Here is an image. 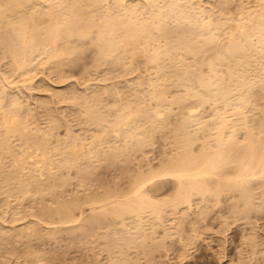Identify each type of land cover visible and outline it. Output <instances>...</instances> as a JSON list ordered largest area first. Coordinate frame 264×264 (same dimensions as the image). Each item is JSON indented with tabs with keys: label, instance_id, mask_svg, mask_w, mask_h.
I'll use <instances>...</instances> for the list:
<instances>
[{
	"label": "rangeland",
	"instance_id": "obj_1",
	"mask_svg": "<svg viewBox=\"0 0 264 264\" xmlns=\"http://www.w3.org/2000/svg\"><path fill=\"white\" fill-rule=\"evenodd\" d=\"M4 1L7 2V0H3L1 2L4 4ZM51 1L52 0H48V1H46V0H43V1L42 0H39L38 1V4H37V0H36V2H35V0L34 1L31 0L30 5L33 4V6L32 5L31 6L29 5L32 8H29L28 11H27V9H28L29 6L28 7L25 6L24 7L25 9H22L23 7L21 9L18 8L19 11L21 10L23 12H19L17 10L18 12H16V13H15V11H14V13L12 12L13 15L11 14V10H9L11 15H9V13H7L9 11H7V10H6L7 12L6 11H3L4 14H5L4 15L5 18L7 17L6 15H8V19L5 20L4 18L1 17L6 22L3 21V23H2L0 21L1 22L0 23V28H1L0 29V37H1L0 38V41H1L0 42V78H1L0 79V84H1V86L0 87L2 88V89L0 88V92H1L0 93V98H1L0 99L1 100L0 101V106H1V108H0V117H1L0 118V121L1 122L4 121V119H3L2 116L3 115L5 116V113L3 114V112L8 111L7 108H10L8 112H11V114L13 113V116L15 114V116L13 118H15L16 116H18V119L17 120L15 118L18 127H13L15 124L10 127L12 129L10 132L13 131V128L18 129V131H15L16 134H15V132H14V134H13V132L10 133L9 132L10 129L7 128V127L6 128L9 129V130H7L6 128L4 129L3 128L4 127V123L2 125V123L0 122L1 123L0 124V139L1 140L4 139L3 141L0 140V142H1L0 143V146H1L0 147V159H1L0 160V170L2 169V167L4 168V169H2L3 171L1 170L2 173L0 171V173H1V175H0V239H1L0 240V264H62V262H63V264H84V263L85 264H132V263L133 264H264V174L263 175H259L257 177H252V178H250L251 176L249 177L250 181L252 182V183L249 182V183H251L250 184V188L251 189L254 188V191L252 190V192L256 194V195L255 194L254 195L257 198L255 199V197H253V199H255V200H253L251 198L248 201L245 200V199H244L245 201L243 199H240L242 197L240 195L241 193H239V192H236V191H233L232 190L233 191V194H234L233 195L232 194V191L225 190L226 192L225 191L224 192L222 191V193H219V196L216 195L217 197H215L214 194H218V193H216V192L214 193L213 191H211L212 192L211 194H209L210 191L202 192V193H199L200 192L199 191L198 193L200 195L199 194L197 195V193L195 195V192H197V191H195V192L192 191V192H194V193H192V195H193L192 196V199H190V197H189V199L186 202V200H184V201L183 200H179L180 198L175 194L177 191L174 190V187H175L176 183H174L175 181L173 180V177H171V176H168V177L165 176L164 177V176H161V175L160 176L162 178L159 177V174L162 173V170L165 171L169 167L170 164L168 165V163L171 162L174 159L175 155H177V153L179 154L181 152V150H183L182 147L183 146L185 147L189 143L190 144L188 146H190L193 143V145H191V147L192 146L193 147L192 148L190 147L191 149H189V151L190 150L192 151V152L190 151L192 153V155H198V156L201 155L202 154L201 152H203L204 150H205L204 152H206L207 150L210 151L211 154H213V155L216 153V150L220 149L221 147H222V149H220V151L221 150L224 151L223 150L224 147L222 145L223 143H227V144L229 143V144H231V142H234L235 141L233 144L236 145L235 146V149H236V147L238 148L239 145H240L239 142L242 143L241 145H243L246 142V140H244V139L247 138L248 135H246L244 133H247L248 130L250 129L249 127H251V126H252V128H251L252 130H253V127H254V129H255V127L256 128H259L260 127L259 128L260 131L258 129H255V130H253L254 131L253 133L255 134V131L256 130H257V132L259 131L258 133L256 132V135L255 136H257V137H255V136L254 137L258 139L259 138L258 137L259 134H261V139H262V137H263V134L262 133H264V126H263L264 123L261 122V121H264L263 120L264 114L262 115L261 112L264 111V109L262 108L263 105H264V103H263L264 102V99H261L263 101L262 102L261 100H259V98L257 96L260 95L261 91L264 94V92H263L264 91V87L262 86V85H264V83H263L264 82V80H263L264 79V65H263V63H264V48H263V46H262L263 49H261V47H259V48L256 47V46H259L257 44L258 43V40H255L257 37L256 36H255L256 38L252 37V40L253 41L254 40L257 41L256 42V45H255V43L252 42L253 43V47L256 48V51H257V48L258 49H261V51H260L261 54L260 55L258 54V57H257L256 56L257 55L256 52L252 51L253 47H252L251 50L249 49L251 52H253V54L255 53L254 54L255 57H252L253 56V55H251L252 53H250V51L248 50V52L250 54L249 55L250 56L249 59H251V58H253V59H252L251 62L249 60L246 61V62H250L249 64L245 63L243 66H240V68L243 67L242 70L239 69V67H238V69H239L238 70V69H236L237 67L235 68L233 66V64H229L231 62L227 58H226V61H225L227 63V64L225 63L227 66L226 65H223V62H224L223 60H222L223 62L221 64L219 63V60L217 61V56H218V58H219L220 55L223 56V53L225 51L224 50L225 45L227 43H229V41L231 40L230 38H232V36L231 37L229 36L231 34L230 32H232L234 34H236L235 32L238 33V30L236 29L237 27H235V26L238 25L239 22H240L237 19L238 15H239L238 12L241 11V10L244 11L241 7H245V9H247V10H249L250 8L252 9L257 4V1L259 2L260 0H242L241 1V2H243V5L242 6H241V2L240 1H239L240 3H238L237 0H230V1L228 0L229 3H230L229 11H230V8L232 10V12H231L232 14H230V15H232V18L233 19L231 18L230 15H228V14L225 15V13L223 14V16H225V17H221L222 14L220 13V7L225 4V1L216 0L217 1L216 4L214 3V5H213L212 2H215V0L212 1V2H211V0H199V1L198 0H195L196 2L194 0H192V2L194 4L196 3L195 5H197L196 6V9H197V7H200V6L203 7L204 6L203 8H206V10L209 8V10H212L213 9V11H214V8H215L214 15H213V12L210 11V13L213 16H211V14L209 16H211L210 18H213L214 17L215 20L212 19V22L215 21V22H213V24L216 23V24L219 25V27H222V28L224 27L223 29L222 28L219 29L218 25L217 26H214L213 24H210V26L212 25V26L216 27V30L218 28L219 31L218 30L216 31L215 28H213L211 26L212 29L210 28L209 30L212 31V33L209 34L208 33L209 31L208 32L206 31L208 29H206V30H204L205 32H203V33L200 32L199 33L200 34L198 36L199 39L196 38L197 35L195 33H196V30L197 29H200L201 27L199 26L198 28H196V30H195V27H197V25H199V23H201L202 21L197 19L198 15H199V14H197L199 12L196 13L197 10H195V14L192 17L193 10L195 8H193V9L191 8V5L190 4H193L192 2H190V3L187 4V2H189L190 0H187V2L184 1V0L182 2V0H181V3L179 2L180 1L179 0L178 3H180V6H178L179 4L177 3V0H176L177 8L180 7V10H182L183 8H185L184 6H188L189 9L187 7L186 9H183V10H185V11L186 10H192V14L190 13L191 11H186V13L188 12L187 15L184 14V15L187 16V18H189L188 21H187V19H185L186 16H185V18L183 17L184 19L182 18V16H181L182 15V12H180V10H179V12H180L181 15L179 14V12L174 11V9L177 10L176 6L175 7H169L170 4H167V3L171 2L172 0L171 1L170 0H165V1H167V3L164 2V1H162V0L158 1V3L156 1L155 7H154L155 8L154 11L157 10L156 9V5L157 4H160L162 2L163 4L161 3V5L163 7H160L161 9L160 8H158V9L161 10V11L163 10V13L165 12L164 10H166L167 13L166 14L164 13V15L162 13V16L164 17L165 15H168V17L165 16L164 18H165V20H168V19L170 20V21L168 20V21L165 22L164 19H162L163 21L160 19L161 24H162V22H165L166 23V26L168 25L171 28H174L175 27L174 25H176L177 27H178V25H180V28L179 29H181V31H183L185 28L186 29L189 28V26H190L189 30L190 29H192V31L194 30L193 32H194V34L196 36L193 33H191V32H190L191 35H189V34L188 35H189V37L195 36V38L194 37L193 38L191 37V38H192V40L193 39H196V40L198 39V41L194 40V41H196V43L199 42V41H203V39L200 40L201 38H203V37L200 38V36L202 34L205 33L203 36L207 35V33L209 34V35H207L208 37L207 36L204 37L205 40L207 38L209 39V37H210L209 42L207 44H204L205 45L204 47L201 46V43H200V47L198 45V50L199 51L197 50V53L195 52L196 55H194L195 53L193 54V56H192L193 58L191 57L192 54H187L186 53V55L185 54L184 55H181V57L182 56L184 57L183 60L184 61L186 60L185 61L186 63L184 62V64H183L181 62V61H183L182 60L183 57L182 58L181 57L180 58L178 57L179 58L178 59L179 62L176 60V58H177L176 57L177 56L176 54H178L179 52H181L180 50L177 53H175V55H174V58L176 60V62H175V60H174V62L176 64H178V65H175V66L176 67L179 66V63H182V65H183V66L180 65L177 68L182 69L181 67H183V69H184L185 67L191 66V67H193V69H195V70L197 69V71H198L197 74L200 73V78L201 79L203 78L202 79L203 81L204 80L207 81L209 79L211 81V78L213 80L214 79L213 77H217L218 76V73H219V75L223 74V75H221V77L222 76L224 77V78H222L223 80L222 79H217L219 81V82H217V80L215 78L214 80H216V82L213 80L214 83H216L217 86H218L220 84V81H221V84L220 85H222V84L225 85L223 87H227V85H229V86L232 85L230 87L232 89L229 88V90H231V92L228 89H226V88L224 90L223 87L219 85L220 86L219 88L222 87L221 89L224 90V92H222V93H224L225 95L227 94V93H225V92H227L226 90H228L229 94L227 95L228 97L226 98V96H224V94L223 95L222 94H219L218 95V93H220L219 90H221V89L218 90L217 94L216 93H213V90L215 92L214 86L216 84L214 85V83L211 82V84H210L211 86H209V88L212 89V90L210 89L212 91V93H211L212 96L209 95L210 97L206 100V102H205V100H203V97H207V95H206L207 92H205V93L203 92L206 96L205 95L204 96L202 95V96L199 97V95L198 96L195 95L196 93L197 94H200V93H198L199 91H204V90H202V88L200 89V86H197L199 84L196 85V83H194L197 79L194 80L193 83L195 85L192 84L193 87L191 85H189L190 86V90L189 89L184 90V87L185 86H188V84H185L184 85V83H183V86H182L181 83H180V85L183 87L182 88L179 85V83H178V85L180 87L177 85V82L178 81L175 82V80H174L175 83L172 82L173 80L170 81V83H169V84H171V82H172L173 84H171V85H173V86L167 85V83H168L167 79L168 80L171 79L169 75H171L172 72L171 73H168L169 75H167V77H165L164 75L167 74L166 71L169 70V72H170V70H172V71L174 70L173 65L175 63H171V65H170L169 58L166 57L168 55H165V54L168 53V52L174 54V52H172V50H170V49L167 50L165 48H163L161 50L159 49L160 50L159 51L160 52V57H158V59H157L158 60V63L160 64V61L162 63V61L166 59L165 61H163L165 64L162 63L161 66H159V68H158V66L156 64L155 65H152L151 62H149V63H151L150 66H147V68H145L146 67L145 65L146 64L148 65L149 63H147L148 62L147 61L148 59L146 60L147 62L145 60H143V59H145V57L142 58L143 54H140L139 55V56L142 55L141 56L142 59L139 58V56L138 57L137 56H133L134 57V58L132 57V59L134 61L133 62L134 64H133V63H131L132 60L129 59L132 56L131 53L129 51H122V52H120L121 50L118 52V53H121L122 54V55L119 54V58L121 59L123 56H125L127 54L128 55V60L130 61V63L127 60H126L127 62L126 61L120 62V59H119L117 61L119 63L116 62V64H112V61H110V60L104 61L99 56L101 54V51H99L98 49H97L98 51L97 50H94L95 49V46L93 44H91L93 41H95V40L92 41V39H94L95 36L98 35V34L96 35V32L98 30V28L96 29V27H94V29H96V30H94V29L91 30V33L93 31H95L94 32L95 34L94 33L90 34L89 38H91V39H89L87 37V39L82 40V43L85 44L84 47H83L82 43L79 44V42H81V41H79L78 44L76 43L74 45V42L77 41V39H78L77 36H76L77 39L75 38V35H74V38H75L74 40L75 41L73 40V36H71L70 37L71 39L69 38V40H67V39L63 40L65 44L68 41H71V40H72V42L74 41L73 43L72 42L71 43L68 42L70 44L67 45V46L70 47L71 44H72L71 47H73V45H74L75 47H73V48L75 49V51L77 50V47L79 48L78 49V52L76 51L78 54L77 55L75 54L74 57H76L78 55L80 56L81 55L80 54L81 52H82V54H84V55H82L83 57L80 56V58H79V56H78V60L80 62H78V60H75V64L76 65L73 63V61H71L72 64H74L75 67L72 64H70L71 62L68 61V63L71 65V67H70V65L67 63V61L66 62L64 61V63H63L62 61H60V59H58V60L57 59L56 60L55 59H53V60L51 59L53 62L56 61L55 64L51 60H48V59L47 60L49 62L47 60L45 61V59L47 58L46 56H49L48 55L49 52H47L49 49L47 50L44 47L46 49L44 51V50H42L41 45H40V47L38 46V48H36V46H37L36 45V41L38 39L40 41L39 35L41 33L43 35H45V32H44L45 27H43V26H45V24L47 26V24H48V22H46L47 21V18L44 17V16H46L45 13H44L45 10H46L45 9V6H47V8H48L50 6ZM58 1L59 0L56 1L57 2L58 9H56L57 7H55L56 4L54 6V2L51 3L55 7L54 8L52 6L54 8L53 11H55V9L57 11L58 10L61 11V9H62V11H65L64 10L65 7L67 9L68 6H69V3H67V2H69L70 0L66 1V4L68 6H65L64 5L65 3L63 4L65 7L63 5H61V1L60 2H58ZM72 1L73 0L70 1L71 2L70 3V6L72 5ZM87 1L90 2V0H87ZM87 1L85 0V2H87ZM100 1H102V2H100ZM100 1L97 0L98 3H95L93 1L94 3L90 2L89 4L88 3L83 4L84 1L81 0V2H82L81 3V6L84 5L83 7H85L88 4L87 7H89V8H87V7H85V8L86 9H89V10L91 9L90 11H93L94 10V12L92 14L94 16V18H92L93 16H90L89 17L90 19H94L93 22H99V23L102 22V20L104 19V17L107 14V13L105 14L104 10L107 9L109 12L112 11V10H109L108 9L109 7L108 8H105V7L107 6L106 4H108V6H110L111 4L113 5L114 4L113 3V0H107L108 1L107 3L106 2H103V0H100ZM104 1H106V0H104ZM111 1H112V3H111ZM115 1H118V0H115ZM122 1H124L125 4L128 3L127 1H129V2L132 1V2L128 3V5L130 4V7H131V5H134V6L136 4L138 5L139 2L140 3L141 2L143 3V4L141 3L140 5L145 6V3L142 0L141 1L139 0V2H137V3H136V1H138V0H127V1L122 0ZM133 1H135V2H133ZM144 1H147L146 2L147 3L146 4V7L149 8L147 5L150 6V4L148 3L150 1H148V0H144ZM218 1H220V2H218ZM228 1H226V3H228ZM77 2L80 5V1H77ZM184 2L186 4H184ZM198 2H202L201 3L202 5H200V3H199V5H200L199 6L198 5ZM260 2H263L264 3V1H260ZM39 3H40V5H39ZM91 3H92V5H91ZM100 3H102V5H103V6L102 5H99V6L102 7V9H101V7H97V5L100 4ZM150 3H152V2H150ZM154 3L155 2H153L152 5ZM172 3L176 4L175 2H171V5L170 6H172ZM229 3H228V6H229ZM263 3H260L261 4L260 5L261 7H262V5H264ZM10 4L12 5L14 3H9V4H7V6L10 5ZM34 4L36 6H34ZM104 4H105V7H104ZM165 4H166V7H165ZM174 4H173V6H174ZM219 4H221L220 7H219ZM37 5H39L38 8H37ZM59 5H60L61 9H59ZM90 5H91V7H90ZM181 5L183 7L182 9H181ZM1 6H2V4H1ZM7 6H6V8H7ZM62 6L64 7V9L62 8ZM70 6H69V9H70ZM92 6H94V8H96V9L92 8ZM113 6H110V7H113ZM159 6L157 5V7H159ZM8 7L11 8L12 6L11 7L8 6ZM83 7H81V8H83ZM139 7H140V9L138 11L141 14H144L145 15V12H146L151 17V13L153 11V9H151V7H150V9H146L145 11H144V9H143V11H140V10H142L143 7L138 6V8ZM247 7L248 8L250 7V8L248 9ZM36 8H37V10L38 9H41V8L42 9L44 8V10H42V9L39 10V13L43 11L44 16L41 15L42 13H40V15H41V16L39 15L40 17L39 16H36L35 15V14H37V13H35L37 11ZM49 8L47 9L48 11L51 9V8L50 9ZM103 8H104V10H103ZM171 8H172V10H171ZM239 8H241V9L239 10ZM97 9L103 10V12H99V10L97 12L96 11ZM24 10L26 11L25 13H24ZM33 10H34V12H33ZM150 10H151V13H150ZM159 10H157V11H159ZM168 10L174 12L175 14L176 13L179 14L181 18L180 17H176L173 13H172V15H170L171 12H169ZM108 11H106V12H108ZM185 11H183V13ZM217 11L221 14V16H216V15L219 14V13L217 14ZM1 12H2V9H0V16L3 15ZM30 12H32V13L29 14ZM86 12H88V11H86ZM109 12H108L106 18L107 17L108 18L111 17L110 16L111 13L109 14ZM20 13H23V15L21 16ZM90 13H92V12H88L87 15L85 14L87 16L86 18L88 20V21L85 20L86 21L85 23H87L89 21L92 22V20H89L88 19V16L91 15ZM100 13H102V16L101 17H100ZM103 13L105 14V16L103 15ZM14 14H16V17H12V16H14ZM96 14H99V16L96 15ZM148 14H146V15H148ZM190 14H191V18H193V19L196 18L198 20V23H197L196 26L195 25H192V24H195V23H192L193 19H190ZM160 15H161V12H160ZM188 15H189V17H188ZM17 16L20 17L19 18L20 21H21V19H22V21H24V19H25V22L27 21L26 23L29 26L31 25V27L28 28V25L27 24H24V23H21V22H20L21 24H19L18 23L19 21H15V20H18L17 19L18 18ZM24 16H26V17H24ZM136 16H139V14L137 13ZM169 16H171L170 17L171 19L169 18ZM172 16L174 18H172ZM201 16L202 15L200 14V17ZM209 16H207V17L209 18ZM226 16H229L230 18H226ZM98 17L101 18L102 20L99 19V21H98V19H97ZM128 17H129L130 20H131L130 17H133L132 19L134 20V17L135 16H133V15L131 16L130 15ZM141 17H143L142 18V21H143L145 16H142V15H140V17H138V19L136 17V19L138 21H140L141 20L140 19ZM150 17L149 18H146L145 17V20L144 21L145 22L146 21L151 22L150 21L151 20ZM200 17H199V19H200ZM207 17L205 16L203 18L204 19L205 18L207 19ZM9 18H11V19H9ZM35 18H37V19H35ZM38 18H42L43 21L46 22V23L44 24V22L41 21L42 19H39L40 20L39 21ZM83 18H85V16ZM222 18L223 19L225 18L224 21L221 20ZM30 19L31 20L33 19V21L31 22ZM45 19H46V21H45ZM10 20H11V22L15 21V26L12 23L10 25L8 24L10 22ZM34 20H37L39 22V24L37 22L38 25H40V26L43 25L42 26L43 27V30L41 31V29H40V31H41L40 34H38L40 31L39 30L37 31V29L35 28L37 26V24H36V26L34 25L35 27L33 26V24H35V21ZM125 20H128V18L125 17ZM175 20L179 21L180 24L179 23H178V25L175 24V23H177V21H175ZM225 20H228V21L225 22ZM235 20H238L239 21L238 24H236L237 22H235ZM181 21H182V23H181ZM195 21L196 20H194L193 22H195ZM199 21H201V22H199ZM210 21H211V19H210ZM221 21L225 23V26H223L224 23L222 24ZM90 22L88 23V25L90 24ZM16 23H18L19 26ZM99 23L98 24L96 23V24L99 25ZM165 23H163L162 27L164 26L166 28V26L164 25ZM22 24H24V25L27 26V28H28L27 31L30 30V32H31V31L35 30V31H33L34 32V36H36L38 38L36 40L34 38V40L32 42H29L30 44H32L35 41L34 42L35 45L34 44L31 45V46H33L32 48H31L30 44H28L24 48V52H21L22 50L17 52L18 49L16 47L15 48L17 50L15 49L16 51L14 50L15 52H13V49L12 48L14 46L9 45V46H12V48H10V49L8 48L9 46H8L7 41L9 42V40H8L7 37L10 36L9 39H13L15 37L14 40H16V38L19 35H21V32L20 31H21V27H23ZM16 25L20 29H16L17 28ZM4 26H5V28H3ZM40 26H38V28ZM90 26L93 27L94 24L91 23ZM181 26H182L183 29L181 28ZM192 26H194V27H192ZM210 26H207V27H210ZM177 27H175V28H177ZM13 28H14V31H17V33L14 32V31H12ZM171 28H166V29L172 30ZM203 28H205V27H203ZM234 28L236 29L235 32H233V29ZM177 29L176 30L174 29V30L177 31ZM200 30L202 31V29H200ZM200 30H198V31H200ZM175 31H174V33L172 32V34H176ZM198 31H197V33H198ZM4 32L5 33H8L7 34V37H6V35H5ZM9 32L10 33L12 32V34H9ZM35 32H38L37 33L38 36L35 35ZM177 32H178V34H180L179 31H177ZM187 32H189V31H187ZM15 33H16V36H14ZM42 34H41V37H42ZM157 34L158 33L156 32V35ZM172 34H171V38H172V41H173V40H175V36L176 35H172ZM184 34H187V33H184ZM184 34H180V35H184ZM234 34H231V35H233V37H234L235 36ZM153 35H154V33H153ZM156 35H154V37H155V39H158L157 37H159V35L157 37H156ZM163 37H164L163 35L160 36V39L162 40ZM169 37H170V35H169ZM235 37H237V35ZM165 38L166 37H164V39ZM3 39L4 40L6 39V40L4 41ZM160 39H158V40L160 41ZM164 39L162 41H164ZM208 39L206 40V42L208 41ZM86 40H87V42H86ZM84 42H86V43H84ZM164 42L160 43L161 44L160 46L158 45L159 43H157V46L158 47L163 46L162 44H164ZM16 43L14 42L12 44L14 45ZM37 43H39V42L37 41ZM64 43H62V41L60 42V44H64ZM88 43H90L92 46L90 47L89 46L90 44H88ZM155 43H156V41H155ZM151 44L154 45L153 47L155 48L156 44H153V43H151ZM16 45H19V44H16ZM79 45H81V46L79 47ZM86 45H87V47H86ZM261 45H264V44L261 43ZM34 47L36 48L35 50H33ZM42 47H43V45H42ZM151 47L149 46V48H151ZM201 47H203V48L202 49H199ZM226 47H227V45H226ZM154 48H153V50H154ZM157 48H155V49H157ZM83 49H85V51ZM151 49H149V50L150 51H153ZM79 50H80V53H79ZM163 50H165V52ZM83 51H84V53H83ZM9 52H11V53H9ZM20 52L23 53L24 56L22 54H20ZM45 52L48 53V54L46 53V56H44L45 55ZM98 52H99V54H98ZM153 52H155V51H153ZM219 52H220V54H219ZM14 53H18V55L14 54ZM35 53H37V54H35ZM39 54H40V56H39ZM73 54H69L70 55V58L72 57V59H77V57L76 58L73 57ZM149 54L152 55L151 52ZM181 54H182V52H181ZM95 55H97L96 57H99V58H96ZM136 55H138V54H136ZM225 55L226 54H224V56H223L224 58L226 57ZM11 56H12V58H10ZM16 56L17 57L20 56V57L17 58L18 60H16ZM144 56H147V55L144 54ZM179 56H180V53H179ZM187 56H189V57H187ZM13 58L15 59L14 62L11 61ZM95 58H96V60H94ZM146 58H148V57H146ZM163 58H165V59H163ZM167 58H168V60H167ZM21 59H22V61H21ZM98 59H99V61H101V63H97V60ZM125 59H127V57ZM139 59H140V62L138 61ZM23 60H24V62H23ZM31 60H32V63L33 64L31 63ZM122 60H123V58H122ZM227 60L229 62H227ZM41 61H43V62H41ZM57 61L59 62V64H62V65L66 64V66L64 65L62 67V65H61L62 68H60V65L57 63ZM76 61H77V63H76ZM103 61H104L105 64L102 63ZM143 61H145V62L143 63ZM220 61H221V59H220ZM10 62H12V63H10ZM19 62H20V66H17V65H19L17 63H19ZM124 62L126 64L129 63V64H133V65L126 66V65H124L125 64ZM13 63L14 64L16 63L15 64L16 66H12ZM26 63H28V64H26ZM41 63H43V64L41 65ZM46 63L48 64V66L45 65ZM29 64H30V67L28 66ZM49 64H51V65H49ZM77 64H78V66H77ZM97 64L99 65V66H97L99 69L96 67ZM185 64H187V66ZM212 64H213V66H216V69H215V67H212ZM228 64L233 69L230 66H229L230 67L229 68L228 67ZM111 65H112V67H111ZM136 65H137V67H135ZM248 65H250V66H248ZM22 66H24V67H22ZM36 66L38 68H35ZM56 66H59L60 70H58ZM113 66H115L117 68H115ZM244 66H246L248 68H244ZM161 67L164 68V69L162 70ZM210 67L211 68H214V71L217 70V73H216L217 76H214L212 74V72L210 70L211 69ZM29 68H30V70H29ZM53 68L55 70H57V72L54 71ZM112 68H114L115 71H113L114 69H112ZM129 68H131V69L129 70ZM227 68H229L230 71H233L234 70L233 72L235 74H237L236 75L237 77L236 76L235 77L238 80H239V78H243V77H241L240 74H238L240 72V70H241L242 73H245V71H246L245 75L247 74L246 76H248L249 84H251L250 82H253V85L255 86L254 87L252 85L254 87V90L256 88V84L259 87L261 85L263 87V89H259L258 90L259 87H257L256 92H254V95L251 96V94L253 92L252 93H250V92L253 90V88L251 86L250 87H245L246 85H248V79H246L247 77H245V75L243 74L244 79H243L242 83H241V80H239L240 82H238L237 79L236 80L234 79V82L235 83H233V81H228V80H233V79H232V77H230L231 79L229 78V76H228L229 74H227V72L230 73V71ZM33 69H35V70H33ZM151 69H153V70H151ZM158 69H159V72H160V70H162V71L159 73L158 72ZM244 69H245V71H243ZM127 70H129V71H127ZM237 70L239 71L238 73H236ZM24 71H26V72H24ZM58 71H59V73H58ZM143 74H144V76H143ZM201 74H202V77H201ZM208 75H210V76L207 77ZM258 75H259V77H258ZM195 76H198V75H195ZM232 76H234V75H232ZM221 77L218 76V78H221ZM164 78H167V79H164ZM206 78H208V79L206 80ZM227 78H229V79H227ZM151 79H152V81H151ZM161 79H164L163 82L166 81L165 82V85H164V83H163V85L160 84V83H162ZM131 80L135 81V83L137 85H135V83L133 81L131 82ZM139 80H141L140 85H139ZM244 80L246 81V83H243V82H245ZM262 80H263V82H262ZM144 81H146V82L144 83ZM149 81H151L153 83H156L157 84V87L160 84V86L162 85V86H165V87L167 85L169 88L166 87L167 88V90H166V88H164V87L161 86V88L165 89L166 91L163 90V92H161L162 91L161 88H159L161 91H159V89H156V91H152V89L155 90L154 87H156V85L152 83V85H154V87L152 85L151 86H148V84H146V83L148 82L150 84ZM158 81H160V83H157ZM229 82H231V85L229 84ZM237 82L239 83V85L241 84V86L242 85L244 86V84H245V86L244 87L242 86L241 88H239L240 86L238 85L239 87H237V84H236ZM232 83L235 84L234 87H233V84ZM258 83H260V84H258ZM127 84H130L131 86H129ZM144 84H146V85H144ZM175 84H176V86H175ZM133 85H135V86H138L139 85V86L138 87H134ZM125 86H127V87H125ZM146 86H147V88H146ZM212 86H213V88H212ZM151 87H153V88H151ZM191 87H192V89H191ZM236 87H237V89H236ZM102 88H104V89H102ZM106 88H108V89H106ZM122 88H123V90H122ZM128 88H131V89H128ZM132 88H134V89L132 90ZM138 88H139V90H138ZM186 88H189V87H186ZM196 88H197V90H196ZM251 88H252V90H251ZM110 89L112 90V92H111ZM135 89H137V90H135ZM193 89L196 90V91H194ZM216 89H218V88H216ZM73 90H74V92H73ZM96 90H97V92L100 91V90L101 91L97 93ZM102 90L105 92V94H108V95H103L104 92ZM108 90H110V91H108ZM113 90H116V91L113 92ZM130 90H131V92H129ZM188 90L189 91L192 90V92H191L192 96L194 94V96H196V97H194V96L192 97L191 96L189 98V95H191V94H189L188 96L184 97L185 95H187V93H190V92H188ZM2 91H3V93H2ZM136 91H138L136 94L133 93V92H136ZM142 91L144 93L145 92L146 93L143 94ZM258 91H260V92L258 93ZM66 92H70V93L68 94ZM115 92H116V94H113ZM139 92H142V93L138 94ZM154 92H156V94ZM158 92L159 93L160 92L162 93V99H161L162 100V103H163V101L165 99L167 101H165L164 103H166L168 106L171 105V103H172V105L170 107H168L166 104H165L166 106L165 105H162L161 101L158 99V95H157ZM164 92L166 94H163ZM240 92H242L241 93L242 96L239 95ZM243 92L244 93L247 92V93L244 94ZM125 93L127 94V96H126ZM151 93H154L155 95H157L156 96L157 99L156 98H153V97L150 98V96L153 95V94L151 95ZM161 93L159 94L160 96H161ZM262 93H261L260 97L263 96ZM101 94H102V96H101ZM131 94L134 95V96H131ZM142 94L144 96L141 98ZM182 94H184V95H182ZM207 94H209V93H207ZM247 94H249L250 96L247 97L246 96ZM137 95L138 96L141 95V96L138 97ZM155 95H153V96L155 97ZM221 95L223 96V98L225 97V100L224 101L222 100V96ZM94 96H96V100L97 101L94 100L95 99ZM148 96H149V98H147ZM163 96H165L166 98L163 99ZM74 97H76L77 99L74 98ZM88 97L89 98L91 97V99H93V101L91 99L89 100ZM101 97H103V98H101ZM135 97H137L138 99H135ZM244 97H245V99H244ZM253 98H255V99H253ZM83 99H84V101H83ZM122 99H124V100L122 101ZM149 99H151V100H149ZM240 99L243 100L242 101V102H244L243 104H239V103H242L240 101ZM73 100L75 102H73ZM127 100H128L127 103L129 105L126 104V103L123 104ZM100 101H101V103H100ZM129 101H130L131 104L129 103ZM236 101H237V103H236ZM257 101H259V102L261 101L262 103L261 102L260 103L258 102V104H257ZM254 102H255V104H257L260 107L258 108V106L254 104ZM14 103H15V105H14ZM74 103H76L78 106L76 104H74ZM96 103H98V104H96ZM120 103H121V105H120ZM157 103H159V104H157ZM16 104L19 105V106H17ZM84 104H86L85 107H86V109H87L88 112L85 111L86 109H84L85 108L84 107ZM74 105H76V106H74ZM94 105H96V107H94ZM143 105H144V108H143ZM158 105H161L160 107H162V110L159 108ZM239 105H242V106L240 107ZM2 106H4V107H2ZM13 106H14V109L12 108ZM80 106L81 107L83 106V107L81 108ZM89 106L92 107V108L94 107L96 109L95 110L96 112H94V108H93V112L91 111V113H90V107ZM238 106L240 107V109H238V111H235L237 108H239ZM255 106H257V107H255ZM99 107L102 108V110L99 109ZM147 107L149 109H147ZM4 108L6 109L5 111H3ZM92 108H91V110H92ZM97 108H98V110H97ZM122 108H123L124 111L122 110ZM140 108L142 109V110H140L142 112H139V109ZM155 108L157 110L158 109H160V110H158V111L156 110L155 111ZM191 108H194L193 110H196V111L194 113L190 112V109ZM145 109L148 110L149 112L148 111H145ZM78 110H79V112H78ZM132 110H133V112L136 111V113H137V111L140 114L142 113L143 116L141 117V115L138 114V113H137V115H139V116H137L136 113H135V115L134 114L132 115V118H131V116H127L126 117V115H130L132 113L131 112ZM143 110L145 112H147V113H150V116H152L154 114V112H159V111L160 112L163 111L165 113V115L162 112V115H164V116L163 117L161 116V119L156 116V113L154 114L155 116L153 115L152 117H150L149 115L146 114L147 116L145 117V115H144L145 113H144ZM16 111H18L17 113L19 115L16 113ZM31 111H33V112H31ZM37 112H39V113L37 114ZM118 112H120V115L119 116H118V114H119ZM128 112L129 113L131 112V113L129 114ZM7 114H6V116H7ZM104 114H105V117H107L108 119H106L104 117ZM121 114H122V116H121ZM101 115H102L103 119H102V117H98V116H101ZM115 115H116V117H115ZM8 116H9V114H8ZM96 116H97V118H95ZM113 116L116 119H120V118L125 117L126 119L125 118L124 119H125L126 122H127L128 118H129L127 124L125 123V121H122L121 120L122 123L124 122L123 124L121 123L122 125L120 127L122 131L120 129L118 130V128H119V127H117L118 126L117 125L118 123L113 121V120H115V118ZM261 116H263V117H261ZM11 117H12V115H11ZM11 117L9 116V119L8 120H10ZM133 117H135V119H137V120L139 119V120L137 121ZM138 117H140L141 120ZM153 117H157V118L154 119ZM221 117L224 118L222 120V122L225 120V118H227V119L229 118V121L228 120H225L226 122H228L226 124H228V125L230 124V126L226 125L227 126L226 129L223 128V127H225V123H224V126H223L222 125V122L220 120ZM88 118H89V120H88ZM92 118H94V119H92ZM143 118H146L148 120L143 119ZM51 119L53 121H51ZM90 119H92V120H90ZM96 119H97V121L94 123L93 120H96ZM98 119H100V120L102 119L101 121H103V123H105V122L106 123L103 124ZM185 119H186V121H185ZM192 119H193V121H192ZM15 120H13V121L15 122ZM18 120H19V123L21 122L20 124H22L23 126L25 125L27 127H25V126L23 127L22 125L19 127L20 124H18V122H17ZM26 120H28L29 122L26 121ZM49 120L51 121V124L49 123L50 122ZM157 120H159V121H157ZM164 120H165V122H163ZM219 120L221 122V125H220ZM112 121L114 123H116V127H117V128L115 127L113 129V132L114 133H112L111 132L112 129H110V128H112V126L108 125V124H113V123H111ZM115 121L121 122L119 120H115ZM187 121H189V122H187ZM156 122H158L157 123L158 125L156 124ZM185 122L188 123V124H186ZM242 122H244V127L242 126L243 125ZM26 123L29 124V125H27ZM260 123H262L261 124L262 126L260 125ZM246 124H248V125H246ZM257 124H259V125H257ZM30 125H32V126H30ZM113 125L115 126V124H113ZM154 125H156V126L154 127ZM159 125H161V126L160 127H157ZM182 125L183 126H186V127L184 128V127H182ZM187 125H189V126H187ZM36 126H37V128H36ZM109 126H110V128H109ZM140 126H141V128L144 126V128L141 129ZM240 126H242V127H240ZM57 127H59V128H57ZM127 127L130 128V129L128 130ZM218 127L220 128V131H217ZM234 127H236V130L235 131H233L234 130ZM261 127H263V128H261ZM21 128H23V129H21ZM179 128L182 129V131L185 130L186 133H182L181 134V130H180L179 131L180 134H179V132H177L179 130ZM221 128H222V130H221ZM244 128H248L247 129V132H245V129ZM19 129H20V132H19ZM133 129H135V130H133ZM137 129H140V130H137ZM223 129H224V131L225 130L226 131L224 132ZM251 129L249 131H252ZM6 130L9 133H7ZM115 130H116V133H115ZM227 130H229L231 132H229ZM237 130H239V132H237ZM21 131H22L23 135L21 134ZM39 131H40V133H39ZM51 131H52V133H51ZM104 131H107V132H104ZM137 131H138V133H137ZM187 131L188 132L191 131L190 132L191 134L189 133L190 135L188 134L187 135V138L188 137H192V135H195V139H194V136H193L192 139L191 138H188L189 140L191 139V142H188L189 140H185L184 139V141L186 143H188V144H186L184 142L186 144L185 145L184 143H181L180 140H182V142H183V137L186 138L185 136L187 134ZM222 131L224 132L223 135H221L222 133L220 134V132H222ZM31 132H33V133L31 134ZM103 132H104V134H103ZM109 132H111V133H109ZM118 132H119V134H118ZM127 132H129V134ZM5 133H7V134H5ZM107 133H108V135H107ZM228 133L231 134V135L234 134L236 137L233 136V135L231 136ZM17 134H19L21 136L19 137V135H17ZM25 134L27 136H25ZM11 135L13 137H11ZM44 135H46V136H44ZM118 135H120V136H118ZM138 135L139 136H143L141 138L142 140L140 139V137H137ZM219 135H220V137H219L220 140L218 139V136ZM225 135H226V138H228V136H229V138L228 139H225V140H228L230 142L225 141V140H224L225 142H222L223 141L222 140L223 139V136L225 138ZM5 136L7 137V139L9 137V139L7 140L6 138H4ZM127 136L129 138L132 137L133 141H132V139L130 141V139ZM216 136H217V138H216ZM221 136H222V139H221ZM27 137L31 138L30 139V143L33 146L29 143V141H27V140H29V138H27ZM44 137H47V138H44ZM134 137H135V140H134ZM233 137L235 138V140H234ZM41 138H42V140H41ZM100 138H102V139H100ZM126 138H128V139H126ZM178 138H181V139L179 140ZM32 139H34L33 140L34 142H32ZM58 139H59V141H58ZM82 139H84V140H82ZM124 139H125V141H124ZM139 139H140V141H139ZM216 139H217V141H216ZM229 139H232V140H229ZM47 140L50 141V142H48ZM65 140H67V141H65ZM177 140H179V141H177ZM192 140H195V141L193 142ZM243 140H244V143H243ZM20 141L22 143H20ZM37 141H39V142H37ZM68 141H69V143H72V144L70 145L68 143ZM203 141H206V142L203 143ZM3 142H4V144H3ZM23 142L28 143V144H26L27 147H26L25 143H23ZM41 142H42V145H41ZM43 142H45V145L46 146H44V143ZM60 142H62V143H60ZM92 142H94V143H92ZM143 142L145 144H143ZM178 142H180L181 144H184V145H182V146L181 145H178ZM37 143H38V146H39V148H38V146H37V148L39 150H41L40 153L43 154L44 153L43 152L44 151L43 147L44 148L46 147L47 148L46 151L48 150L47 151L48 152L47 153V157L48 156L49 157L52 156L51 157V159H52L51 161L54 162V165H53V162L52 163L50 162V160H49L50 158L47 159L49 161V164L46 163L47 160L44 161L45 165H48V166L49 165H52L53 169H52V167H49L50 168V171H49L48 166H44L45 168H43V170L40 173V169H42L40 167H43V166H41L42 163H41L40 166L37 165L38 159L40 161V157H42V156H39V154H40L39 153V150L36 151V148H35L36 146L35 145H37ZM56 143H58V144H56ZM63 143H65V144H63ZM80 143L82 145H80ZM128 143H129V145H128ZM68 144H69L70 147L72 145L76 146L77 148H79V150L76 151V152H74L75 154H73L72 153L73 151L67 148L68 147ZM87 144H90V145L93 146V147L90 146L92 148L89 147V149L90 150L93 149V152H94L93 155H94V157H93V155H91L92 153L89 156L88 153H90L91 151L87 148V146H89ZM95 144H96V146H94ZM203 144H205V145H203ZM213 144H215V145L213 146ZM227 144L224 145V146H226L225 150L227 149V151H228V147L229 146L230 147L234 146L232 144H231L232 146L229 145V144H228L229 145L228 146ZM258 144L260 145V143H258ZM7 145H8V147H7ZM130 145H131V148H130ZM138 145H139V147L140 146H142V147L139 148ZM30 146H32L33 148L32 147L30 148ZM62 146H64V147L62 148ZM80 146H85V147H83V150H82V149H80ZM98 146H101V147H98ZM135 146H137V147H135ZM209 146H210V148L213 146V148L215 150L213 148H211V149L214 152H212L211 149H209ZM216 146H219V148L216 149ZM57 147H61L60 149L63 150V151L61 150V152H63V154L61 152L59 153L60 150H58V151L56 150ZM124 147H128V148L125 149ZM134 147H135V149H133ZM11 148H12V150H11ZM85 148H87L90 152L87 149H85ZM232 148H234V147H232ZM28 149H29V151H28ZM64 149H66V150L68 149L67 150L68 153H67L66 150H65L66 151L65 152ZM99 149H101V151ZM25 150H27V152H25ZM34 150H35V153L37 152L36 154L34 153ZM50 150H52V152ZM69 150H70V152L72 154H70ZM104 150H106V151H104ZM113 150H115L116 152L113 151ZM4 151H6V153H3ZM87 151H88V153H87ZM208 151L205 154L208 153L209 155H211L210 152H208ZM28 152H30L31 154L30 153L27 154ZM196 152H197V154H195ZM218 152L219 151H217V153ZM221 152H219V153H221ZM229 152H230V155H231V151H229ZM232 152L235 153L233 151V149H232ZM9 153H12V156ZM116 153L117 154L119 153V154L117 155ZM222 153H223L222 155H224V152H222ZM3 154H5V155H3ZM6 154L9 155V156H7ZM42 154H40V155H42ZM76 154L79 155L78 157L80 159L78 157H75V160L73 159V155L76 156ZM104 154L106 155L107 158L105 156H102ZM21 155L22 156L24 155L23 156V159H24V157H27L28 158V155H34V159H37V161L36 160H34V161L31 160V158H28V159L25 158L27 160V162L29 163V165H28V163L26 164V165H28L26 167H27V170L30 173L26 170V167H24L25 170L23 169V171H22V169H21L22 172H20V176H19V175L15 174V173L18 172L17 170L19 169L17 167L18 165L17 166H14L16 164L13 163L14 161L12 160V158L14 159V157H16V156L22 158ZM57 155L58 156L60 155V156L58 157ZM97 155H98V157H97ZM116 155H117L118 158L116 157ZM119 155H121V156H119ZM124 155H126V156L124 157ZM3 156H5V157H3ZM232 156H233V154H232ZM8 157H11V160ZM18 157H16L17 158L16 160L19 159ZM61 157H63V159L65 158L64 159V162H63V159H61ZM68 157L70 159L74 160L75 162H77L78 165H77V163H75L72 160H70ZM122 157H123V159H122ZM127 157H130V158L127 159ZM55 158H56V160L57 159L58 160L56 161ZM76 158H77L78 161H76ZM96 158H99V159L96 160ZM115 158H116V160H115ZM88 159H90L92 161H90ZM167 159L168 160L171 159V160L170 161H167ZM11 161H12L13 164L11 163ZM35 161H36V163H35ZM30 162L33 163V166L31 165ZM71 162H73V164L76 165V166H74V165L72 166L71 165L72 164ZM85 162L86 163L88 162V163L86 164ZM89 162H91V163H89ZM111 162H112V164H111ZM56 163H58L59 165L58 164L56 165ZM65 163H69V164L66 165ZM34 164H36V166H34ZM84 164H86V167L84 166ZM89 164H91V165H89ZM92 164H93V166H92ZM113 164H115V166ZM167 165H168V167H167ZM56 166H57V168H56ZM82 166H84V167H82ZM38 167L40 169H38ZM76 167L79 168V170ZM84 168H85V170H84ZM115 168H117L118 170L117 169L115 170ZM161 168H162V170H161ZM163 168H166V169L164 170ZM57 169H59V170H57ZM80 169H81V171L83 170L82 173L81 172L78 173L80 171ZM86 169H88V170H86ZM44 170H45L46 174H45ZM89 170H91L92 173L89 174L88 175L89 177H88L87 174L90 173ZM159 170L161 172L160 173H157ZM5 171H6V173H5ZM31 171H32L33 174H31ZM152 172H153V175H155V173L158 174L156 176L157 178H154V176L152 175ZM7 173H8V175H7ZM39 173L42 175V177L40 176ZM148 173H151V174H148ZM14 174L16 175L15 178H14ZM21 174H23V175H21ZM137 174H139V175H137ZM26 175H27V177H26ZM117 175H120V178ZM149 175H152V177L154 178V180L152 181L153 183H154L155 180L156 181L159 180L158 182L155 181L156 182V185L158 183V184H161L162 187L159 186V185L156 186L155 183H154L155 186L153 184H151V182H149L151 180H148V177L150 179V176ZM83 176H85V177L84 178H81ZM145 176H146L148 182H146ZM136 178H138V179H136ZM214 178L215 177L210 178V179H208V181H210L211 179L214 180ZM140 179H142V181H140ZM18 180L21 183L18 182ZM23 180L24 181L26 180L25 183L23 182ZM46 180L49 181L48 184H50V185H45V184H47ZM171 180H173V181L171 182ZM13 181H15L16 183L15 182L13 183ZM131 181H133V183H135V182L138 181V184L139 183H142V182L143 183L146 182L147 185H145V186L146 187L148 186V187L147 188L145 187V188L149 191V192L147 191L148 192V195H150V194L151 195L152 194L154 195V196L152 195V196L149 197L150 201L152 200V198L155 197V199H154L153 202H155V200L159 201V203H161L162 206L164 205L163 206L164 208L163 207L160 208L161 205H159V206H155V207H158V208H156L157 210H155V208L153 206H150V207H152L154 209L150 208L149 206L148 207L146 206L147 207V210H146V207H145V209L143 208L145 211H143V213H142V210L129 211L128 209H126L127 207L125 206V208H122V209H125L124 210L125 212L126 211L133 212V215L131 213H125L124 215L121 216V214H123V211L121 213H117V212H113L111 210V212H110V209L112 207H111V205H108L109 208H107V212L109 211V215L110 216L109 215L101 216L100 213H102V211H103V213L108 214L107 212H105L106 209L104 210L102 208L101 209L100 208L97 209L100 212L99 215L97 216L98 211L96 210V207H99V205L101 206V204L99 203L98 206H95L97 204L94 205L91 202H89V200L91 199L93 201V198L94 199H97L96 198L97 196H99L98 198H100V199L102 197L103 198H106L105 196L108 195L107 197H109V194L111 193L110 194L111 195L110 197H112V198L109 201H111V200L112 201H115V199H120L121 201L118 200L120 203H122V201L126 202L127 201V198L130 197V193L129 192H131V190L134 188V186L137 185V183L133 185L131 183ZM211 181L209 183H211ZM37 182L39 183V187H38V183ZM35 184L37 186H35ZM132 185H133V187H132ZM172 185H174V186H172ZM251 185H252V187H251ZM21 186L23 188H21ZM212 187H213V185H212ZM226 187H228V186H226ZM151 188L152 189L154 188L153 189L154 192L151 190ZM159 188H160V190L157 191V192H155ZM107 189H111V190L108 191ZM104 190H105V192H107V194H105ZM112 191L114 192V195H117V197H115L113 195V192ZM150 191H151V193H150ZM103 192H104V194H103ZM124 192H127V194H125ZM227 192L229 193V195H227L228 194ZM99 193H101V195ZM203 193H204V195L206 194V197L203 196ZM207 193L209 195H207ZM223 193H225L226 195L223 194ZM88 194H89V198H88ZM96 194H99V195H96ZM201 194H202V196H201ZM237 194H238V196L240 195V198H238V197L235 198V196ZM213 196H214V198H213ZM169 197H170V199H169ZM176 197L178 199H176ZM201 197H202V199H200ZM74 198H75V200H74ZM76 198H78L77 199V203L75 202L76 201ZM160 199L161 200L164 199L163 201H165L167 199L166 201L168 203L167 202H161ZM174 199H176L178 203L180 202L181 206ZM233 199H235V200H233ZM69 200H70V203L71 204L73 203L72 206H70V203H68ZM190 200H191V202L189 204L188 201H190ZM252 200L254 202H256V203H254ZM246 201L248 202V205L245 204ZM84 202H86L87 205L84 204ZM252 202L254 204H252ZM59 203L60 204L62 203V204L60 205ZM159 203L157 202V204H159ZM257 203H258V205L260 204V207L262 206L261 207V210L260 209H253V208H256ZM91 204L94 205L95 207L93 208V206ZM157 204L155 202V205H157ZM249 204L251 205L250 206V208H251L250 211L248 209H246V208H248ZM64 205H65V209H63L64 208ZM66 205H68V206H66ZM75 205L76 206L78 205V207H76ZM165 205H166V209L167 210L165 209ZM172 205H176V206L171 207ZM245 205H246V207H245ZM252 205L253 206L255 205V207H252ZM59 206H61V207H59ZM79 206L81 208H79ZM112 206H114V205H112ZM46 207H47V209L45 211V208ZM49 207H50V209H49ZM67 207H68V209H67ZM121 207H123V205ZM260 207L257 206V208H260ZM51 208L52 209L54 208V210H52ZM70 208H72V209H70ZM159 208L160 209H163V210H161V211H163V212H161V214L163 213L162 216L164 218L161 217V216H159L160 215V214H158L160 212L159 211L160 210ZM175 208H177L178 210L175 209ZM151 209L153 210V212H152ZM68 210H70V211H68ZM73 210L75 212H72ZM100 210H102V211H100ZM63 211H65V212H63ZM156 211L157 212L159 211V212L157 213ZM55 212L58 213L59 217H58L57 213H55ZM52 213L55 215V219H54V215ZM69 213H70V215H69ZM84 213H85V215H84ZM103 213H102V215H104ZM115 214L116 215L117 214L120 215V217H119L120 219H118V217H116ZM135 214H137V215H135ZM148 214L149 215L151 214V215L149 216ZM94 215H96V217L95 218H92ZM141 215H142V217H141ZM68 216L70 217V219H69ZM85 216L88 217V218H86ZM125 216L127 218H129L130 220L129 219L127 220V218ZM67 217H68V220L66 219ZM73 217H75V219ZM108 217H110V218H108ZM147 217L149 218V220H148ZM159 217H161V219ZM107 218H108V220H107ZM134 218H136V219H134ZM155 218H156V220H155ZM39 219H41L42 221L39 220ZM44 219H45V221H44ZM48 219H49V221H48ZM56 219H57V221H56ZM98 219H99V221H98ZM122 219H123V221H122ZM53 221H56V222H53ZM75 221H77V222H75ZM120 221H122L124 223H122ZM132 221H133V226L131 225L132 224ZM137 221L138 222H141V223H138ZM60 222H62V223H60ZM92 222H93V224H92ZM29 224L31 225V229H30V225ZM49 224H50V226H49ZM60 224H62V225H60ZM116 224H117V226H116ZM135 224H136V226H135ZM140 224H142V225L140 226ZM150 224H152V225H150ZM156 225H158V226H156ZM32 226H33L34 229L32 228ZM35 226H37V227H35ZM152 226H154V227H152ZM121 227H122V229H121ZM126 227H127V229H125ZM143 227H144V230L145 231L142 229ZM25 228L26 229L29 228V229H27L28 232H27V230H25ZM60 228L61 229L64 228L63 229L64 232ZM77 228H78V230L80 232H78V230L76 232V229ZM99 228L102 231H100ZM32 229H33V231H30ZM35 229H37V231ZM48 229L49 230H53V232L51 231V234L54 233L55 235L54 234L51 235L50 234V231ZM73 229H75V231ZM34 230L36 232H34ZM38 230L40 231V233H39ZM82 230H84V231H82ZM103 230H104V232H103ZM105 230H106V233H105ZM141 230H143V231H141ZM150 231L153 232V233H151ZM4 232H6L8 234H6ZM20 232H21V234H20ZM121 232H122V234H120ZM46 233H49V234L46 235ZM83 233H84V235H83ZM126 233H128V234H126ZM138 233H140V234H138ZM141 233H142V235H141ZM10 234L12 236H14V237H12ZM70 234L73 235V236H71ZM97 234H98V237H97ZM101 234H103L104 236H101ZM134 234H135V238L133 237ZM20 235H22V236H20ZM94 235H96V237H94ZM137 235H138V237H137ZM84 237H86V238H84ZM117 237H119V238H117ZM142 237H144V238H142ZM145 237H147V238H145ZM246 237H248V238H246ZM98 238H100V241H99ZM107 238H108L109 241L107 240ZM102 239H103V242H102ZM104 239L107 240V241H104ZM123 239L125 241H127V242H123L124 241ZM136 239H137V241H136ZM144 239H147V240L144 241ZM132 240H134V242ZM245 240H247V241H245ZM77 241H79V242H77ZM131 241H132V243H131ZM158 241L162 245L159 244ZM188 241H189V244H188ZM249 241L254 246H251L250 247ZM109 242L114 243V245L111 244V243L109 245ZM245 242H246V244H245ZM90 243H91L92 246L90 245ZM142 243H143V245H142ZM97 244H98V246H97ZM137 244H138V246L140 244L141 245L138 247ZM157 244H159V245L156 246ZM106 245L108 246V249H107V246ZM134 246H136V247H134ZM76 248H78L79 251ZM81 248H83V249L81 250ZM144 249H145V251H144ZM151 249H152V252H151ZM66 251H68L69 253L67 252L68 254H66ZM93 251H94V253H93L94 255L92 253H90V252H93ZM252 251H254V252H252ZM139 252H141V253H139ZM63 253H64V255H63ZM148 253H149V255H148ZM150 253H152V254L150 255ZM57 254H59L60 260H59V256ZM83 254H84V256H83ZM44 255H47V256H44ZM50 256H53V257L51 258ZM55 257H57V258H55ZM62 257L63 258L66 257V258L62 259ZM136 258H138L139 261ZM63 260H65V261H63ZM59 261H62V262L59 263Z\"/></svg>",
	"mask_w": 264,
	"mask_h": 264
},
{
	"label": "bare ground",
	"instance_id": "obj_2",
	"mask_svg": "<svg viewBox=\"0 0 264 264\" xmlns=\"http://www.w3.org/2000/svg\"><path fill=\"white\" fill-rule=\"evenodd\" d=\"M1 1H3V0H0V6H1V4H2V8L0 7V9H2V16H0V21L3 23V21H4V19L6 20V19H8V15H6L7 17L5 18V14H4V12L3 11H9V10H11V14H12V12L14 13V11H15V13L16 12H18L19 10H18V8L19 9H21L22 7V9H25L24 7L25 6H29L30 5V2H31V0H7V2H5L4 1V4L1 2ZM32 1H34V0H32ZM38 1L39 0H37V4H38ZM43 1V0H42ZM46 1H48V0H46ZM57 0H52L51 1V3H53L54 2V6H55V4H56V6L55 7H57V2H56ZM61 1V5H63L64 3V5L65 6H68L67 4H66V1H68V0H59L58 2H60ZM71 1V0H70ZM67 2V3H69V6H70V3L71 2ZM74 1V2H73ZM72 1V5L70 6V9H69V6H68V8L66 9V7H65V9H64V7L62 6V8L65 10V11H62V9H61V7H60V5H59V9H61V11L60 10H56V9H58V7L55 9V11H53L54 10V6L50 3V6L52 7H48L50 10L48 11L47 9V6H45V15L46 16H44V14H43V11L42 12H40V13H42L41 15L42 16H44V17H46L47 18V21H46V19H45V21L46 22H48V24H47V26H46V22H44L43 21V19L42 18H38V20L39 19H42L41 21H43L44 22V24H45V26H43V27H45V29H44V32H45V35H43L42 33H41V31L43 30V27L42 26H40V25H38L39 24V22L37 21V20H34L35 21V24H33V26L35 25L36 26V24H37V22H38V24H37V26L35 27L36 29H37V31L39 30L40 31V29H41V31L38 33V32H35V35H37V33L38 34H42V37H41V34L39 35V37H40V41H39V39L37 40L39 43H37V41H36V48H38V46L40 47V45H41V48H42V50H48L47 52H49V54L47 53V52H45V55L44 56H46V53L49 55V56H46L47 58L45 59V61L48 59V60H53V59H60V61H62L63 63H64V61L66 62L67 61V63H68V61L69 62H71V61H73V63L75 64V60H78V56H76L77 57V59H72V57L70 58V55L69 54H73L74 52V54H73V57H74V55L76 54H78L77 52H78V47H77V52L75 51V49L73 48V47H75L74 45L77 43L78 44V42L79 41H81V42H79V44L80 43H82V40H85V39H87V37L89 38V36H90V34H92V33H94L95 31H93L92 33H91V30H93L94 29V27H96V29L98 28V30H97V32H96V35L97 36H95V38L94 39H92V41L93 40H95V41H93L91 44H93L94 46H95V49L94 50H99V51H101V54L99 55L104 61H106V60H110V61H112V64H116V62L120 59L119 58V54H121V53H118L120 50V52H122V51H129L130 53H131V57L129 58V59H131L132 61H131V63H133L134 61H133V59H132V57L133 56H139L140 54H143V56H142V58H144L145 57V59H143V60H147L146 62L147 63H149V62H151L152 63V65H157L158 66V68H159V66H161V64L162 63H164L163 61H165L166 59V57H168L169 58V62H170V65H171V63H175L176 62V60L178 61V59L181 57V55H186V53L187 54H192L191 55V57L193 56V54L196 52L197 53V50H198V45H199V47H200V43H201V46H205L204 44H207L208 42H209V39H210V37H209V39L207 38L208 36L207 35H209V34H211L212 33V31H210L209 29L211 28L212 29V27L213 28H215V30H216V27H214V26H217L218 24H216V23H214L213 24V22H215V21H213L212 22V19H214V17L213 18H210L211 16H213L214 15V11H215V8H214V11H213V9L212 10H209V8L206 10V8H203L202 6H200V5H202L201 3L202 2H198V5H199V3H200V7H197V9H196V6L197 5H195L193 2H192V0H190L189 2H187V0H184V1H186L187 2V4L188 3H190V2H192L193 4H190L191 5V8L193 9V8H195L194 10H193V14H192V10H186V11H191L190 13L192 14V17H193V15L195 14V10H197L196 11V13L197 12H199V13H197V14H199L198 15V17H197V19L198 20H201V21H199V22H201V23H199V25H197V23H198V20L195 18V19H193V18H191V14H190V19H193V21L194 20H196L195 22H193L192 20V23H195V24H192V25H197V27H195V30H196V28H198L199 26L201 27L200 29H202V31L200 30V29H197L196 30V35H197V37L196 38H198V36L200 35L199 33L200 32H205L204 30H206V29H208V30H206L207 32V35H205V36H207L206 38L208 39V41L206 42V40H205V36H203L204 34H202L201 36H200V38L201 37H203V38H201L200 40H202L203 39V41L205 42H203V41H199V42H197L196 43V41H198V39L196 40V39H193L192 40V38L194 37L195 38V34H194V30L192 31V29H190L189 30V28H190V26H189V28H185L183 31H181V29H179L180 28V25H178V23H179V21H177V20H175V21H177V23H175V24H177L178 25V27L176 26V25H174L175 27H177V28H171V27H169L168 25L166 26V21H168V20H165V16L166 17H168V15H165L164 17L162 16V13H163V10L161 11V10H159L158 8H160V7H163L162 5H161V3L160 4H157L159 7H157V5H156V9L157 10H159L160 12H161V15H160V12L159 11H157V10H155L154 11V7H155V4H156V1H157V3H158V1H160V0H148V1H150V2H155L153 5H152V3H150V2H148L149 4H150V6L149 5H147L149 8H147L146 7V2L147 1H144V0H142L144 3H145V6H143V5H140L141 3L139 2V0L138 1H136V3L137 2H139L138 3V5L136 4L135 6L134 5H131V7H130V4L128 5V3H130V2H132V1H127V0H125V1H127L128 3L127 4H125L124 3V1H122V0H118V1H115V0H113V5L111 4L112 3V1H111V5L110 6H113V7H110V6H108V4H106L108 1L106 0V1H104L103 0V2H106L105 4L107 5L106 7H105V4H104V7L105 8H108L109 10H112V11H108L107 9L106 10H104V8H103V10H104V12H105V14L107 13L108 14V12H109V14H110V18H106V16H107V14H106V16H105V14L103 13V15L105 16H103L104 17V19L102 20L101 18H97L98 19V21H99V19H101L102 20V22H93L94 21V19H90L89 17L90 16H93L92 14H93V12H94V10L93 11H90L89 9H86L85 7H87V5L90 3V2H92V3H98L97 2V0H90V2H88L87 0V2H85V0H82V1H84L83 2V4H86V3H88L85 7H83V6H81V0H73ZM77 1H80V5L78 4V2ZM94 1V2H93ZM98 1H100V0H98ZM115 1V2H114ZM141 1V0H140ZM162 1H164V2H166L167 3V1H165V0H162ZM171 1V0H170ZM178 1L179 0H177V3H178ZM195 1V0H194ZM199 1V0H198ZM212 1H214V0H211V2ZM222 1H225V4L224 5H222L221 6V4H219V7H220V13L222 14V16H221V14L217 11V14L218 15H216V16H221V17H225V16H223V14L225 13V15H230V14H232L231 12H232V10H231V8H230V11H229V7H230V3H229V1L228 0H222ZM226 1H228V3H229V6H228V3H226ZM238 1V3H240L242 0H237ZM240 1V2H239ZM260 1H264V0H260ZM258 2L257 1V4L251 9L250 7V9L249 10H247V9H245V7H241L244 11H239L241 8H239V15H238V17H237V19L240 21H238V20H235V22H237L236 24H238V22H239V24L238 25H236L235 27H237L236 29L238 30V33L237 32H235L236 31V29L234 30L233 29V32H235L236 34H234V33H232V32H230L231 34H234L235 36L237 35V37H233V35H229L230 37L232 36V38H230L231 40L229 41V43H227L226 45H227V47H226V45H225V48H224V53H223V56H224V54H226L225 56V58L223 57V56H219V58H218V56H217V61L219 60V63L221 64L223 61V65H226L227 63L225 62L226 61V58L231 62V63H229V64H233V66L236 68V69H238V67H239V69H243V67L242 68H240V66H243L245 63H247V64H249L251 61H252V59L253 58H251V59H249L250 58V54H249V52H248V50L250 49H252V47H253V43H255V45H256V42L257 41H255V40H258V45L259 46H256V47H261V49H263L264 48V45H261V43L262 44H264V5H262V7L260 6L261 4L260 3H263V2ZM35 2H36V0H35ZM100 2H102V1H100ZM133 2H135V1H133ZM171 2H175L176 3V0H172ZM171 2H169V3H167V4H170L171 5ZM180 3H181V0L179 1ZM182 2H183V0H182ZM196 2V1H195ZM216 0H215V2H212L213 3V5H214V3L216 4ZM218 2H220V1H218ZM9 3H14V4H10V5H8V6H12L11 8H9L8 6H7V4H9ZM48 3V4H49ZM92 3H91V5H92ZM177 3L176 4H174V3H172V6H170L169 5V7H175L176 6V8H177ZM180 3H178L179 5L178 6H180ZM222 3V2H221ZM36 4V3H35ZM34 4V6H36ZM46 4V3H45ZM60 4V3H59ZM132 4V3H131ZM143 4V3H142ZM163 4V3H162ZM173 4H174V6H173ZM184 4H186L185 2H184ZM204 4V3H203ZM264 4V3H263ZM15 7H14V6ZM32 6H33V4H31ZM30 5V6H31ZM39 5H40V3H39ZM39 5H37V8H38V6ZM91 5H90V7H91ZM99 5H102V3H100V4H98L97 5V7H101V6H99ZM127 5V6H126ZM193 5V6H192ZM195 5V6H194ZM243 5V2H241V6ZM6 6H7V8H6ZM28 7V9H27V11L29 10V8H32V7ZM103 6V5H102ZM137 6V7H136ZM138 6H141V7H143L142 8V10H140V11H143V9H144V11L146 10V9H150V7H151V9H153V11H152V13H151V10H150V13H151V17L149 16V14L148 13H146L145 12V15L144 14H141L138 10L140 9V7L138 8ZM153 6V7H152ZM212 6V5H211ZM81 7H83V8H81ZM145 7V8H144ZM165 7H166V4H165ZM164 7V8H165ZM168 7V8H169ZM185 8H183L182 7V5H181V9L183 8V9H186L188 6H184ZM6 8V9H5ZM13 8V9H12ZM17 8V9H16ZM35 8V7H34ZM37 8H36V10H37ZM87 8H89V7H87ZM92 8H94V6H92ZM190 8V9H191ZM213 8V7H212ZM4 9V10H3ZM16 9V10H15ZM42 9V8H41ZM41 9H38L35 13H39V10H41ZM69 9V10H68ZM94 9H96V8H94ZM100 9V8H99ZM99 9H97L96 11L98 12V10ZM101 9H102V7H101ZM161 9V8H160ZM166 9V8H165ZM180 10V7L179 8H177V10H175L174 9V11H177V12H179V10H180V12H182V15L180 14V12H179V14L182 16V18L184 17L185 18V16L188 14V12L186 13V11L185 10ZM188 9H189V7H188ZM211 9V8H210ZM13 10V11H12ZM18 10V11H17ZM31 10V9H30ZM35 10V9H34ZM34 10H33V12H34ZM42 10H44V8L42 9ZM103 10H99V12H103ZM115 10V11H114ZM171 10H172V8H171ZM209 10V11H208ZM246 10V11H245ZM6 11V12H7ZM68 11V12H67ZM86 11H88V12H92V13H90L91 15H89L88 16V19L89 20H92V22H90V24L88 25V23L89 22H87V23H85L86 21L85 20H87V13L88 12H86ZM106 11H108V12H106ZM149 11V10H148ZM165 12V14L167 13L166 12V10H164ZM169 12H171V14L170 15H172V13L176 16V17H180V15L179 14H175L174 12H172V11H170V10H168ZM183 11H185L184 13H183ZM210 11L211 12H213V15L210 13ZM229 11V12H228ZM19 12H23V11H19ZM26 11L24 10V13H25ZM86 12V13H85ZM228 12V13H227ZM7 13H9V15H11L10 14V11L9 12H7ZM32 12H30L29 14H31ZM40 13L37 15V14H35L36 16H39L40 15ZM137 13L139 14V16H136L137 15ZM143 13V12H142ZM164 13H163V15H164ZM18 14V13H17ZM21 14V16L23 15V13H20ZM19 14V15H20ZM86 14V15H85ZM146 14H148V15H146ZM184 14H186V15H184ZM200 14L203 16V17H207V16H209L210 14H211V16H209V18L207 17V19L205 20L202 16L200 17ZM13 15V14H12ZM26 15V14H25ZM28 15V14H27ZM40 15V16H41ZM96 15H98L99 16V14H96ZM135 16L134 17V20L132 19L133 17H130L131 18V20L129 19V17L128 16ZM140 15H142V16H145L146 18H151V22H148V21H144L145 20V17H144V22L142 21V18L143 17H141L139 20L141 21H138L137 19H138V17H140ZM173 15V16H174ZM184 15V16H183ZM4 16V17H3ZM29 16V15H28ZM39 16V17H40ZM85 16V18H83ZM102 16V13H100V17ZM148 16V17H147ZM172 16V18H174ZM196 16V15H195ZM231 16V18H232V15H230ZM4 18V19H2V18ZM12 17H16V14H14V16H12ZM11 17V18H12ZM18 18V20H15V21H19L18 23L19 24H21V23H24V24H27L26 22H25V19H24V21H22V19H21V21L19 20V16H17ZM24 17H26V16H24ZM30 17V16H29ZM35 17V16H34ZM43 17V18H44ZM125 17L126 18H128V20H125ZM136 17H137V19H136ZM161 17V18H160ZM163 17V18H162ZM171 16H169V18H170ZM188 17H189V15H188ZM199 17H200V19H199ZM11 18H9V19H11ZM22 18V17H21ZM28 18V17H27ZM32 18V17H31ZM92 18H94V16L92 17ZM181 18V17H180ZM183 18V19H184ZM202 18V19H201ZM226 18H230L229 16H226ZM29 19V18H28ZM35 19H37V18H35ZM160 19L162 20V19H164L165 20V22H162V24H161V22H160ZM171 19V18H170ZM185 19H187V21L189 20V18H187V16H186V18ZM209 19V20H208ZM210 19H211V21H210ZM219 19V18H218ZM225 19V18H224ZM224 19L222 18L221 20L222 21H224ZM233 19V18H232ZM31 20V19H30ZM100 20V21H101ZM148 20V19H147ZM180 20V19H179ZM210 22H208V21ZM215 20V19H214ZM220 20V19H219ZM15 21H13V22H11V20H10V22L8 23L9 25L12 23V24H14V26H15ZM33 21V19L31 20V22ZM40 21V20H39ZM88 21V20H87ZM131 21V22H130ZM163 21V20H162ZM170 21V20H169ZM186 21V22H187ZM190 21V22H191ZM207 21V22H206ZM218 21V20H217ZM221 21V22H222ZM228 20H225V22H227ZM0 22V23H1ZM4 22H6V21H4ZM21 22V23H20ZM189 22V23H190ZM220 22V21H219ZM18 23H16V24H18ZM29 23V22H28ZM42 23V22H41ZM40 23V24H41ZM91 23H93L94 24V26L92 27V26H90L91 25ZM99 23V25H97V24ZM163 23H165L164 25L166 26V28H171L172 30H168V29H166L164 26L162 27V25H163ZM169 23V22H168ZM181 23H182V21H181ZM185 23V22H184ZM224 22H222V24H223ZM19 24H18V26H19ZM24 24H22V26L23 27H21V35H19L17 38H16V40H14V38L13 39H9V37L10 36H8L7 37V34L8 33H5V35H6V37L8 38V40H9V42L7 41V43H8V46L9 45H12V46H14L13 48H12V46H7L9 49L10 48H12L13 49V52H15L17 49V52L18 51H21V52H24V48L28 45V44H30L29 42H32L33 40H34V38H35V40L38 38V37H36V36H34V32L33 31H35V30H33V31H31L30 32V30L29 31H27V29L29 28V27H31V25L29 26L28 24V28H27V26L26 25H24ZM43 24V23H42ZM180 24V23H179ZM187 24V23H186ZM191 24V23H190ZM201 24V25H200ZM210 24H213L214 26H210ZM220 24V23H219ZM221 25V24H220ZM6 26V25H5ZM5 26L3 27V28H5ZM32 26V27H33ZM38 26H40L39 28H38ZM207 26H210V27H207ZM222 26V25H221ZM223 26H225V23L223 24ZM2 27V26H1ZM16 27H17V25H16ZM192 27H194V26H192ZM203 27H205V28H203ZM218 27H219V25H218ZM10 28V27H9ZM181 28H182V26H181ZM220 28H222V27H219V29ZM224 28V27H223ZM222 28V29H223ZM1 29V28H0ZM16 29H20V28H16ZM15 29V30H16ZM31 29V28H30ZM34 29V28H33ZM96 29H94V30H96ZM177 29V31H179V33L180 34H184V33H187V34H184V35H180V34H178V32L177 31H175V30ZM183 29V28H182ZM175 31V33L176 34H172V32L174 33V31ZM186 30V31H185ZM198 30H200V31H198ZM214 30V29H213ZM214 30V31H215ZM217 30H218V28H217ZM216 30V31H217ZM2 31V30H1ZM12 31H14V28H13V30ZM187 31H189V32H187ZM197 31H198V33H197ZM219 31V30H218ZM14 32H16L17 33V31H14ZM19 32V31H18ZM33 32V33H32ZM156 32L158 33L157 35H156ZM193 33L195 36H191V37H189V35H191V33ZM16 33H15V35L14 36H16ZM153 33H154V35H156V37L159 35V37H157L158 39H160V36H164V37H166L165 39H164V37L162 38V40L164 39V41H162L161 39H160V41L158 40V39H155V37H154V35H153ZM162 35H161V34ZM9 34H12V32L10 33L9 32ZM20 34V33H19ZM95 34V33H94ZM171 34L172 35H176L175 36V40H173L172 41V38H171ZM189 34V35H188ZM192 34V35H193ZM4 35V36H5ZM74 35H75V38H76V36H77V41H75L74 39ZM169 35H170V37H169ZM254 35V36H253ZM13 36V35H12ZM38 36V35H37ZM71 36H73V40L75 41H73L74 42V45H73V47H71L72 46V44H71V46L69 47V46H67V45H69L71 42H72V40L71 41H68V42H70V43H64V41L63 40H65V39H67V40H69V38L71 37ZM257 38H256V37ZM252 37H254V38H256L254 41L252 40ZM1 38V37H0ZM6 38V39H7ZM191 38V39H190ZM5 39V40H6ZM71 39V38H70ZM89 39H91V38H89ZM174 39V38H173ZM190 39V40H189ZM4 40V39H3ZM4 40V41H5ZM156 41V43H155V41ZM158 40V41H157ZM194 40H196V41H194ZM62 41V43H64V44H60V42ZM89 41V40H88ZM1 42V41H0ZM16 43V44H19V45H16V44H12V43ZM35 42V41H34ZM32 43V44H30V46L31 45H35V43ZM72 42V43H73ZM86 42H87V40H86ZM86 42H84V43H86ZM162 42H164V44H162L163 46H161V47H158L157 46V43H159L158 45L160 46L161 44L160 43H162ZM203 42V43H202ZM253 42V43H252ZM3 43V42H2ZM90 43H88V44H90ZM151 43H153V44H156V46H155V48H157V49H155L153 46L154 45H152ZM89 45L90 47L92 46V45ZM203 44V45H202ZM6 45V44H5ZM42 45H43V47H42ZM82 45H83V47H84V45L85 44H83L82 43ZM254 45V46H255ZM18 46V47H17ZM77 46V45H76ZM81 45H79V47H80ZM88 46V47H89ZM149 46L151 47H153L154 48V50H153V48L151 49V48H149ZM262 46H263V48H262ZM17 49H16V48ZM33 46H31V48H32ZM46 49H45V48ZM86 47H87V45H86ZM203 47H201V48H199V49H202ZM5 48V47H4ZM3 48V49H4ZM35 47H34V49L33 50H35L36 49ZM94 48V47H93ZM163 48H165V49H167V50H172V52H174V54H172V53H170V52H168V53H166L165 55H168V56H166L165 58H163V59H165V60H163L162 61V63H161V61H160V64L158 63V57H160V50L161 49H163ZM257 48V51H256V48L255 47H253V49H252V51H254V52H256V56L258 57V54L260 55L261 54V49H258ZM11 49V50H12ZM16 49V50H15ZM28 49V48H27ZM40 49V48H39ZM149 49H151V50H153V51H155V52H153V51H150ZM160 49V50H159ZM255 49V50H254ZM10 50V51H11ZM15 50V51H14ZM82 50V49H81ZM84 51H85V49H83ZM97 50V51H98ZM181 51L182 52V54H181V52H179L180 53V56H179V53L178 54H176L177 56V58H176V60H175V58H174V55H175V53H177L178 51ZM249 50V51H250ZM259 50V51H258ZM38 51V50H37ZM84 51H83V53H84ZM96 51V52H97ZM132 51V52H131ZM164 52H165V50H163ZM199 51V50H198ZM20 52V54H22L23 55V53H21ZM26 52V51H25ZM33 52V51H32ZM43 52V51H42ZM152 53V55L151 54H149V53ZM258 52V53H257ZM9 53H11V52H9ZM79 53H80V50H79ZM125 53V52H124ZM196 53L194 54V55H196ZM250 53H252L251 55H253L252 57H255L254 56V54H253V52H251L250 51ZM14 54H16V55H18V53H14ZM27 54V53H26ZM35 54H37V53H35ZM81 55L80 56H82V55H84V54H82V52L80 53ZM98 54H99V52H98ZM136 54H138V55H136ZM144 54H146L147 56H144ZM219 54H220V52H219ZM10 55V54H9ZM34 55V54H33ZM42 55V54H41ZM122 55V54H121ZM124 55V54H123ZM127 55V54H126ZM123 56L122 58H123V60H122V58L120 59V62H122V61H129L128 60V55L127 56ZM149 55V56H148ZM15 56V55H14ZM24 56V55H23ZM39 56H40V54H39ZM66 56V57H65ZM69 56V57H68ZM80 56H79V58H80ZM97 55H95V57H96ZM141 56H139V58H141ZM162 56V55H161ZM190 56V55H189ZM189 56H187V57H189ZM18 57H20V56H18ZM17 56H16V60H18L17 58H18ZM30 57V56H29ZM43 57V56H42ZM65 57V58H64ZM76 57H74V58H76ZM83 57V56H82ZM127 57V59H125V58ZM146 57H148V58H146ZM179 57V58H178ZM183 57V56H182ZM181 57V58H182ZM10 58H12V56L10 57ZM15 58V57H14ZM12 59L11 61H13L14 62V60L15 59ZM25 58V57H24ZM32 58V57H31ZM96 58H99V57H96ZM96 58L94 59V60H96ZM134 58V57H133ZM136 58V57H135ZM141 58V59H142ZM168 58H167V60H168ZM193 58V57H192ZM43 59V58H42ZM125 59V60H124ZM184 59V57L182 58V60ZM220 59H221V61H220ZM26 60V59H25ZM47 60V61H48ZM51 60V61H52ZM81 60V59H80ZM101 60V59H100ZM174 60H175V62H174ZM190 60V59H189ZM195 60V59H194ZM223 60V61H222ZM227 60V62H229ZM250 61V62H246V61ZM20 61V60H19ZM21 61H22V59H21ZM99 59L97 60V63H101V61H99ZM104 61L102 62V63H104ZM126 61V62H127ZM136 61V60H135ZM139 62H140V59L138 60ZM145 61H143V63L145 62ZM186 61V60H185ZM184 60L183 61H181L183 64H184V62H185ZM16 62V61H15ZM23 62H24V60H23ZM41 62H43V61H41ZM49 62V61H48ZM53 62V61H52ZM56 62V61H55ZM55 62H53L54 64H55ZM78 62H80L79 60H78ZM96 62V61H95ZM94 62V63H95ZM114 62V63H113ZM179 62V61H178ZM177 62V63H178ZM10 63H12V62H10ZM31 63H32V60H31ZM45 63V62H44ZM57 63L59 64V62L57 61ZM56 63V64H57ZM61 63V62H60ZM76 63H77V61H76ZM109 63V62H108ZM117 63H119V62H117ZM125 63V62H124ZM123 63V64H124ZM129 63H130V61H129ZM124 64V65H126V66H131V65H133V64ZM137 63V62H136ZM142 63V62H141ZM151 63H149L148 65L146 64L144 67L145 68H147V66H150V64ZM154 63V64H153ZM182 63H179V66L180 65H182ZM186 63V62H185ZM191 63V62H190ZM226 63V64H225ZM16 64V63H15ZM14 63H13V65L12 66H16ZM17 64H19V65H17V66H20V62L19 63H17ZM26 64H28V63H26ZM33 64V63H32ZM43 63H41V65H42ZM69 64V63H68ZM70 64H72V62L70 63ZM69 64V65H70ZM74 64H72L73 66H74ZM105 64V63H104ZM165 64V63H164ZM167 64V63H166ZM228 64V67L230 66ZM252 64V63H251ZM10 65V64H9ZM25 65V64H24ZM39 65V64H38ZM40 65V66H41ZM45 65H47L48 66V64L46 63ZM49 65H51V64H49ZM60 65V68H62L64 65L66 66V64H64V65H62V64H59ZM61 65H62V67H61ZM68 65V66H69ZM76 65V64H75ZM94 65V64H93ZM120 65V64H119ZM151 65V66H152ZM169 65V64H168ZM175 65H178V64H174L173 65V67H174V70L172 71V70H170V72H169V70L168 71H166L167 72V74L166 75H164L165 77H167V75H169L168 73H171V75H169L170 76V78L171 79H167V78H164V79H167V81H168V83H167V85H170V86H173V85H171V84H173V83H175L176 81H178L177 82V85H178V83H179V85H180V83H181V85L183 86V83H184V85L185 84H188V86H185L184 87V90H187V89H189L190 90V86L189 85H191L192 87H193V85H195L194 83H196V85L197 84H199V85H197V86H200V89L202 88V90H204V91H199L198 93H200V94H197L196 92V94L195 95H199V97L200 96H204L205 94V92H207V93H209V94H207L206 93V95H207V97H203V100H205V102H206V100L210 97V96H212V89L211 88H209V86H211L210 84H211V82H213L214 83V81L216 82V80L217 79H222V78H224L223 76L221 77V75H223V74H221V75H219V73H218V76L219 77H221V78H218V76H217V70H215L214 71V68H211L210 70H211V72H212V74L214 75V76H217V77H213L214 79L216 78V80H212V78H211V81H210V79L209 80H207L208 78H206V80L207 81H203L201 78H200V73L199 74H197V69L195 70V69H193V67H191V66H188V67H185L184 69H183V67H181L182 69H180V68H177V67H179V66H175ZM186 66H187V64H185ZM197 65V64H196ZM195 65V66H196ZM211 65V64H210ZM215 65V64H214ZM263 65H264V63H263ZM29 67H30V64L28 65ZM39 66V67H40ZM77 66H78V64H77ZM97 66H99L98 64L96 65V67ZM105 66V65H104ZM118 66V65H117ZM183 66V65H182ZM227 66V65H226ZM248 66H250V65H248ZM10 67V66H9ZM22 67H24V66H22ZM52 67V66H51ZM57 67V69L58 70H60V68H59V66H56ZM70 67H71V65H70ZM75 67V66H74ZM85 67V66H84ZM111 67H112V65H111ZM113 67H115V66H113ZM135 67H137V65L135 66ZM140 67V66H139ZM163 67V66H162ZM161 67V69L163 70L164 68H162ZM165 67V66H164ZM212 67H215V69H216V66H213V64H212ZM231 67V66H230ZM229 67V68H230ZM16 68V67H15ZM21 68V67H20ZM35 68H38L37 66L35 67ZM94 68V67H93ZM92 68V69H93ZM98 68V67H97ZM115 68H117V67H115ZM133 68V67H132ZM166 68V67H165ZM169 68V67H168ZM192 70H191V69ZM229 68H227L228 70H229ZM232 68V67H231ZM234 68V69H235ZM244 68H248V67H246V66H244ZM19 69V68H18ZM54 69V68H53ZM64 69V68H63ZM99 69V68H98ZM112 69H114V68H112ZM131 68H129V70H130ZM139 69V68H138ZM150 69V68H149ZM155 69V68H154ZM233 69V68H232ZM238 69V70H239ZM14 70V69H13ZM22 70V69H21ZM20 70V71H21ZM26 70V69H25ZM28 70V69H27ZM29 70H30V68H29ZM33 70H35V69H33ZM129 70H127V71H129ZM145 70V69H144ZM148 70V69H147ZM151 70H153V69H151ZM162 70H160V72L162 71ZM194 70V71H193ZM237 70V72L236 73H238L239 71ZM241 70H240V72L238 73V74H240L241 75V77H243V78H239V80H241V83H242V81H243V79H244V76H243V74L245 75V73H246V71H245V69L243 70V71H245V73H242L241 72ZM17 71V70H16ZM54 71H56L57 72V70H55L54 69ZM113 71H115V69L113 70ZM126 71V70H125ZM196 71V72H195ZM230 71V70H229ZM234 71V70H233ZM233 71H230V73L229 72H227V74H229L228 76H229V78L230 77H232V79L233 80H228V81H233V83H235L234 82V79L236 80L237 78V74H235ZM24 72H26V71H24ZM62 72V71H61ZM142 72V71H141ZM140 72V73H141ZM158 72H159V69H158ZM159 72V73H160ZM210 72V71H209ZM22 73V72H21ZM58 73H59V71H58ZM157 73V72H156ZM158 73V74H159ZM234 73V74H233ZM109 74V73H108ZM111 74V73H110ZM154 75V74H153ZM156 75V74H155ZM195 75H198V76H195ZM232 75H234V76H232ZM239 75V76H240ZM247 75V74H246ZM245 75V77H247L246 79H248V76H246ZM2 76V75H1ZM25 76V75H24ZM143 76H144V74H143ZM163 76V77H164ZM210 75H208L207 77H209ZM236 76V77H235ZM141 77V76H140ZM197 77V78H196ZM199 77V78H198ZM201 77H202V74H201ZM235 77V78H234ZM258 77H259V75H258ZM3 78V77H2ZM6 78V77H5ZM142 78V77H141ZM152 78V77H151ZM169 78V77H168ZM226 78V77H225ZM229 78H227V79H229ZM1 79V78H0ZM4 79V78H3ZM136 79V78H135ZM134 79V80H135ZM164 79H161V81H162V83H160V81H158L157 83H160V84H162L163 85V83H164V85H165V82H163V80ZM195 79H197L196 81L198 82H194V80ZM205 79V78H204ZM231 79V78H230ZM245 79V80H246ZM7 80V79H6ZM138 80V79H137ZM148 80V79H147ZM155 80V79H154ZM173 80V81H172ZM174 80H175V82H174ZM223 80V79H222ZM238 80V79H237ZM238 80V82H240ZM244 80V81H245ZM260 80V79H259ZM264 80V79H263ZM263 80H262V82H263ZM8 81V80H7ZM126 81V80H125ZM133 80H131V82H132ZM151 81H152V79H151ZM151 81H149L150 82V84L147 82L146 84H148V86H151L152 85V83L153 82H151ZM170 81H172L171 82V84H169L170 83ZM225 81V80H224ZM223 81V82H224ZM258 81V80H257ZM5 82V81H4ZM130 82V81H129ZM134 83H135V81H133ZM137 82V81H136ZM140 82H141V80H139V85H140ZM146 81H144V83H145ZM156 82V81H155ZM194 82V83H193ZM205 82V83H204ZM207 82V83H206ZM209 82V83H208ZM217 82H219L218 80H217ZM236 83L237 84V87H239V88H241L242 86H241V84L239 85V83ZM138 83V82H137ZM232 83V84H233ZM243 83H246V81L245 82H243ZM251 84H249V79H248V85H246L245 86V84H244V86L245 87H252L253 88V90H254V85H253V82H250ZM264 83V82H263ZM262 83V84H263ZM123 84V83H122ZM132 84V83H131ZM146 84H144V85H146ZM153 84H155L156 85V87H157V84L156 83H153ZM160 84L158 85V87L156 88V87H154V85H152L154 88H155V90H153L152 89V91H156V89H159V88H161V86H160ZM193 84V85H192ZM216 83H214V85H215ZM220 84H221V81H220ZM219 84V85H220ZM229 84L231 85V82H229ZM258 84H260V83H258ZM127 85H129V86H131L130 84H127ZM135 85H137L136 83H135ZM135 85H133L134 87H138V86H135ZM166 85V87H168ZM178 85V86H179ZM180 85V86H181ZM217 86V84L214 86V88H215V92H214V90H213V93H216L217 94V92H218V90L219 89H221L223 86H225L224 84H222V85H220V86H222L221 88H219L220 86ZM234 85L235 84H233V87H234ZM239 85V86H238ZM254 87H253V86ZM0 86H1V84H0ZM121 86V85H120ZM160 86V87H159ZM175 86H176V84H175ZM177 86V87H178ZM179 86V87H180ZM181 86V87H182ZM196 86V87H197ZM229 85H227V87H228ZM232 86V85H231ZM231 86H229L228 88L227 87H223V89L225 90V88L226 89H228L229 90V88L231 87ZM243 86V87H244ZM263 87H264V85H262ZM261 85H260V87L256 84V88H255V90L253 91L252 90V88H251V92L250 93H252L251 94V96L252 95H254V92H256V90H257V87H259L258 88V90L259 89H263V87H262ZM125 87H127V86H125ZM143 87V86H142ZM141 87V88H142ZM153 87H151V88H153ZM162 87H164V88H166L165 86H162ZM186 87H189V88H186ZM192 87H191V89H192ZM237 87H236V89H237ZM1 88V87H0ZM119 88V87H118ZM117 88V89H118ZM146 88H147V86H146ZM169 88V87H168ZM183 88V87H182ZM212 88H213V86H212ZM216 88H218V89H216ZM2 89V88H1ZM102 89H104V88H102ZM106 89H108V88H106ZM112 89V88H111ZM110 89V90H111ZM114 89V88H113ZM128 89H131V88H128ZM134 88H132V90H133ZM149 89V88H148ZM147 89V90H148ZM199 89V90H200ZM211 89V90H210ZM230 89H232V88H230ZM249 89V88H248ZM110 90H108V91H110ZM121 90V89H120ZM122 90H123V88H122ZM135 90H137V89H135ZM138 90H139V88H138ZM143 90V89H142ZM146 90V91H147ZM162 90V91H161ZM161 90L159 89V91H161V92H163V90H165V89H163V88H161ZM166 90H167V88H166ZM165 90V91H166ZM188 90V92H190V93H187V95H185L184 97H186V96H188L189 94H191V92H192V90L191 91H189ZM194 90V89H193ZM196 90H197V88H196ZM196 90H194V91H196ZM210 90V91H209ZM222 90V89H221ZM219 90V92L220 93H218V95L219 94H224V93H222V92H224V90ZM228 90H226L227 92H225V93H227L226 95L224 94V96H226V98L228 97L227 95L229 94V92H228ZM239 90V89H238ZM4 91V90H3ZM3 91H2V93H3ZM71 91V90H70ZM101 91V90H100ZM100 91H98V92H100ZM103 91V90H102ZM107 91V92H108ZM114 91H116V90H113V92ZM158 91V90H157ZM193 91V92H194ZM209 91V92H208ZM230 92H231V90H229ZM247 91V90H246ZM261 91V90H260ZM260 91H258V93L260 92ZM73 92H74V90H73ZM76 92V91H75ZM92 92V91H91ZM96 92H97V90H96ZM97 92V93H98ZM104 92V91H103ZM111 92H112V90H111ZM110 92V93H111ZM128 92V91H127ZM129 92H131V90L129 91ZM128 92V93H129ZM138 91H136V92H133V93H137ZM143 92V91H142ZM142 92H139L138 94H140V93H142ZM160 92V93H161ZM203 94H202V93ZM264 92V91H263ZM1 93V92H0ZM66 93H70V92H66ZM83 93V92H82ZM81 93V94H82ZM96 93V94H97ZM109 93V94H110ZM146 93V92H145ZM144 92H143V94H145ZM155 94H156V92H154ZM154 93H151V95L153 94V95H155ZM159 92H158V99L161 101V103H162V93H161V96L159 95L160 94ZM242 92H240V94L239 95H241L242 96V94H241ZM244 93V92H243ZM247 93V92H246ZM246 93H244V94H246ZM261 93H262V91H261ZM261 93H260V95H261ZM84 94V93H83ZM90 94V93H89ZM88 94V95H89ZM113 94H116V92L115 93H113ZM124 94V93H123ZM126 94V93H125ZM142 94V96L141 95H139V96H141V98L144 96ZM149 94V93H148ZM163 94H166L165 92L163 93ZM215 94V95H216ZM75 95V94H74ZM80 95V94H79ZM78 95V96H79ZM91 95V94H90ZM94 95V94H93ZM100 95V94H99ZM103 95H108V94H105V92H104V94ZM111 95V94H110ZM119 95V94H118ZM150 95V94H149ZM150 96V98H156V96L157 95H155V97L154 96ZM182 95H184V94H182ZM205 95V96H206ZM210 95V96H209ZM221 95V96H222ZM259 95V94H258ZM260 95L259 96H257L258 98H259V100H261V99H264V94L262 93V97H260ZM82 96V95H81ZM86 96V95H85ZM101 96H102V94H101ZM126 96H127V94H126ZM131 96H134V95H132L131 94ZM130 96V97H131ZM138 96V95H137ZM138 96V97H139ZM192 96V94L191 95H189V98ZM193 96H194V94H193ZM192 96V97H193ZM240 96V97H241ZM247 97L248 96H250L249 94H247L246 95ZM245 96V97H246ZM256 96V95H255ZM95 97V99L94 100H96V96H94ZM93 97V98H94ZM116 97V96H115ZM118 97V96H117ZM160 97V98H159ZM183 97V96H182ZM194 97H196V96H194ZM245 97H244V99H245ZM256 97V98H257ZM74 98H76V97H74ZM87 98V97H86ZM89 98V97H88ZM98 98V97H97ZM101 98H103V97H101ZM124 98V97H123ZM146 98V97H145ZM147 98H149V96L147 97ZM166 97L165 96H163V99H165ZM205 98V99H204ZM257 98V99H258ZM1 99V98H0ZM77 99V98H76ZM91 99V97L89 98V100ZM126 99V98H125ZM130 99V98H129ZM135 99H138L137 97H135ZM157 99V98H156ZM202 99V98H201ZM253 99H255V98H253ZM80 100V99H79ZM92 101H93V99H91ZM99 100V99H98ZM101 100V99H100ZM124 99H122V101H123ZM149 100H151V99H149ZM202 100V101H203ZM222 100L224 101L225 100V97L223 98V96H222ZM1 101V100H0ZM77 101V100H76ZM83 101H84V99H83ZM82 101V102H83ZM97 101V100H96ZM103 101V100H102ZM157 101V100H156ZM165 101H167L166 99L163 101V103L165 102ZM240 101L242 102L243 100H241L240 99ZM262 101V100H261ZM260 101V102H261ZM73 102H75L74 100H73ZM78 102V101H77ZM86 102V101H85ZM84 102V103H85ZM128 102V100L126 101V102H124L123 104H128L127 103ZM132 102V101H131ZM226 102V101H225ZM258 102L259 101H257V104H258ZM259 102V103H260ZM263 102V101H262ZM261 102V103H262ZM4 103V102H3ZM2 103V104H3ZM12 103V102H11ZM10 103V104H11ZM79 103V102H78ZM95 103V102H94ZM100 103H101V101H100ZM122 103V102H121ZM121 103H120V105H121ZM129 103H130V101H129ZM162 103V105H165L166 103H164L163 104ZM236 103H237V101H236ZM244 102H242V103H239V104H243ZM264 103V102H263ZM9 104V103H8ZM18 104V103H17ZM16 104V105H17ZM74 104H76V103H74ZM80 104V103H79ZM96 104H98V103H96ZM103 104V103H102ZM131 104V103H130ZM138 104V103H137ZM157 104H159V103H157ZM226 104V103H225ZM254 104H255V102H254ZM257 104H255V105H257ZM4 105V104H3ZM14 105H15V103H14ZM77 105V104H76ZM76 105H74V106H76ZM82 105V104H81ZM85 105L86 104H84V107H85ZM117 105V104H116ZM119 105V106H120ZM129 105V104H128ZM167 105V104H166ZM165 105V106H166ZM171 105H172V103H171ZM171 105H167L168 107H170ZM262 105V104H261ZM17 106H19V105H17ZM78 106V105H77ZM100 106V105H99ZM105 106V105H104ZM138 106V105H137ZM159 106V108L162 110V107H160L161 105H158ZM236 106V105H235ZM240 107L242 106V105H239ZM238 106V107H239ZM254 106V105H253ZM258 106V105H257ZM257 106H255V107H257ZM2 107H4V106H2ZM81 107V106H80ZM83 107V106H82ZM81 107V108H82ZM90 107V106H89ZM94 107H96V105H94ZM93 107V108H94ZM102 107V106H101ZM125 107V106H124ZM146 107V106H145ZM157 107V106H156ZM237 107V106H236ZM240 107L239 108H237L235 111H238V109H240ZM260 106H258V108H259ZM0 108H1V106H0ZM13 109H14V106L12 107ZM16 108V107H15ZM20 108V107H19ZM79 108V107H78ZM88 108V107H87ZM91 108L92 107H90V113H91V111L93 112V108H92V110H91ZM142 108V107H141ZM139 109V112H142V111H140V110H142L143 108H144V105H143V108L142 109ZM158 108V107H157ZM167 108V107H166ZM263 109H264V105H263V107H262ZM9 109L10 108H7V110L9 111ZM21 109V108H20ZM19 109V110H20ZM52 109V108H51ZM84 109H86V107L84 108ZM99 109H101L102 110V108H100L99 107ZM147 109H149L148 107H147ZM154 109V108H153ZM160 109H158V110H160ZM192 109V110H191ZM190 109V112H192V113H194L196 110H193L194 108H191ZM6 109L4 108V110L3 111H5ZM45 110V109H44ZM50 110V109H49ZM96 109L94 108V112H96L95 111ZM97 110H98V108H97ZM122 110H123V108H122ZM157 109L155 108V111H156ZM157 110V111H158ZM167 110V109H166ZM8 111H6L8 114H9V116L11 117V115H12V117L10 118V120H8L9 119V116H8V114L6 113V112H3V114L5 113V116L3 115L2 117H3V119H4V121H0L1 123H2V125H3V123H4V129L7 127V128H9V129H7V130H9V132L12 130L10 127L11 126H13L14 124V126L13 127H18V125H17V123H16V120L18 119V116H16L15 118H16V120H15V118H13L14 116H15V114H14V116H13V113L11 114V112H8ZM21 111V110H20ZM82 111V110H81ZM85 111H87V109L85 110ZM124 111V110H123ZM144 111V110H143ZM145 111H148V110H146L145 109ZM144 111V115H145V117L147 116V115H149L150 116V113H147V112H145ZM240 111V110H239ZM263 111V110H262ZM18 111H16V113H17ZM31 112H33V111H31ZM78 112H79V110H78ZM88 112V111H87ZM86 112V113H87ZM132 112V113H131ZM129 114L130 115H126V117L127 116H131V118H132V115L134 114L135 115V113H136V111H134L133 112V110L131 111ZM149 112V111H148ZM163 112V111H162ZM162 112H154V114L156 113V116L158 117V118H160L161 119V116L163 117L164 115H165V113L163 112V114L164 115H162ZM39 112H37V114H38ZM83 113V112H82ZM85 113V112H84ZM119 114H118V116L120 115V112H118ZM123 113V112H122ZM137 113H138V111H137ZM137 113H136V115H137ZM153 113V112H152ZM262 113V115L264 114V111L263 112H261ZM6 114H7V116H6ZM18 114V113H17ZM28 114V113H27ZM34 114V113H33ZM42 114V113H41ZM50 114V113H49ZM95 114V113H94ZM138 114H140V113H138ZM147 114V115H146ZM153 114V115H154ZM19 115V114H18ZM26 115V114H25ZM77 115V114H76ZM96 115V114H95ZM103 115V114H102ZM102 115L101 116H98V117H102ZM117 115V114H116ZM116 115H115V117H116ZM141 115V117L143 116L142 115V113L140 114ZM152 115V114H151ZM152 115V116H153ZM32 116V115H31ZM121 116H122V114H121ZM137 116H139V115H137ZM148 116V117H149ZM152 116H150V117H152ZM155 116V115H154ZM22 117V116H21ZM42 117V116H41ZM93 117V116H92ZM104 117H105V114H104ZM114 117V116H113ZM114 117V118H115ZM136 117V116H135ZM135 117H133L134 119H135ZM149 117V118H150ZM157 117H153L154 119L155 118H157ZM261 117H263V116H261ZM1 118V117H0ZM13 118V119H12ZM29 118V117H28ZM33 118V117H32ZM79 118V117H78ZM95 118H97V116L95 117ZM106 119H108L107 117H105ZM119 118V117H118ZM125 117H123V118H120V119H116L115 118V120H119V121H125V119H124ZM138 118H140V117H138ZM12 119V120H11ZM23 119V118H22ZM21 119V120H22ZM31 119V118H30ZM34 119V118H33ZM44 119V118H43ZM54 119V118H53ZM58 119V118H57ZM92 119H94V118H92ZM92 119H90V120H92ZM102 119H103V117H102ZM101 119V120H102ZM143 119H146V118H143ZM189 119V118H188ZM187 119V120H188ZM195 119V118H194ZM224 118H220V120H221V122H222V120H223ZM243 119V118H242ZM13 120H15V122L13 121ZM88 120H89V118H88ZM98 120H100V119H98ZM100 120V121H101ZM115 120H113L114 122H117L118 124V126L117 127H119L118 128V130L120 129L121 130V125L124 123H122V121L121 122H118V121H115ZM128 120H129V118H128ZM128 120H127V122L125 121V123L127 124L128 123ZM135 120H137V119H135ZM139 120V119H138ZM137 120V121H138ZM140 120H141V118H140ZM146 120H148V119H146ZM196 120V119H195ZM220 120H219V122H220ZM225 120H228L229 121V118L227 119V118H225ZM224 120V121H225ZM245 120V119H244ZM262 120V119H261ZM263 120H264V118H263ZM26 121H28V120H26ZM31 121V120H30ZM50 121V120H49ZM51 121H53L52 119H51ZM51 121L49 122L50 124H51ZM56 121V120H55ZM54 121V122H55ZM94 121V123L97 121V119L96 120H93ZM111 121V120H110ZM111 122V123H113V124H115V126L113 125V124H108V125H110V126H112V128H110V126H109V128L110 129H112L111 130V132L112 133H114L113 132V129L116 127V123H114V122ZM132 121V120H131ZM154 121V120H153ZM157 121H159V120H157ZM162 121V120H161ZM185 121H186V119H185ZM190 121V120H189ZM189 121H187V122H189ZM192 121H193V119H192ZM222 122V125L224 126V123H225V127H223V128H227V126L226 125H228V124H226V123H228V122ZM243 121V120H242ZM18 122V124H20L19 123V120L17 121ZM29 122V121H28ZM35 122V121H34ZM33 122V123H34ZM102 123H103V121H101ZM136 122V121H135ZM146 122V121H145ZM148 122V121H147ZM163 122H165V120L163 121ZM218 122V123H219ZM221 122H220V125H221ZM260 122V121H259ZM261 122H263L264 123V121H261ZM0 123V124H1ZM53 123V122H52ZM56 123V122H55ZM54 123V124H55ZM101 123V124H102ZM106 123V122H105ZM105 123H103V124H105ZM109 123V122H108ZM122 123V124H121ZM139 123V122H138ZM144 123V122H143ZM149 123V122H148ZM147 123V124H148ZM152 123V122H151ZM150 123V124H151ZM158 122H156V124H157ZM162 123V122H161ZM186 123V122H185ZM243 123V127H244V122H242ZM27 124V123H26ZM35 124V123H34ZM53 124V125H54ZM59 124V123H58ZM92 124V123H91ZM140 124V123H139ZM146 124V125H147ZM186 124H188V123H186ZM262 123H260V125H261ZM7 125V126H6ZM17 125V126H16ZM22 124H20L19 125V127L21 126ZM27 125H29V124H27ZM43 125V124H42ZM96 125V124H95ZM120 125V126H119ZM129 125V124H128ZM141 125V124H140ZM145 125V126H146ZM149 125V124H148ZM152 125V124H151ZM158 125V124H157ZM162 125V124H161ZM161 125H159V126H157V127H160ZM241 125V124H240ZM246 125H248V124H246ZM245 125V126H246ZM257 125H259V124H257ZM23 126V125H22ZM25 126V125H24ZM23 126V127H24ZM30 126H32V125H30ZM29 126V127H30ZM156 125H154V127H155ZM187 126H189V125H187ZM219 126V125H218ZM228 126H230V124L228 125ZM242 126H240V127H242ZM262 126V125H261ZM264 126V125H263ZM12 127V128H13ZM25 127H27V126H25ZM34 127V126H33ZM55 127V126H54ZM101 127V126H100ZM103 127V126H102ZM108 127V126H107ZM116 127V128H117ZM153 127V128H154ZM182 127H186V126H183L182 125ZM221 127V126H220ZM239 127V128H240ZM31 128V127H30ZM36 128H37V126H36ZM57 128H59V127H57ZM140 128H141V126H140ZM142 128H144V126L142 127ZM141 128V129H142ZM250 129L252 128V126L251 127H249ZM260 128V127H259ZM259 128H256L255 127V129H258L259 131H260V129ZM261 128H263V127H261ZM15 128H13V134H14V132L15 131H18V129H15ZM21 129H23V128H21ZM48 129V128H47ZM107 129V128H106ZM105 129V130H106ZM127 129L129 130L130 128H128L127 127ZM231 129V128H230ZM245 129V132H247V129L248 128H244ZM249 129V130H250ZM254 129V127H253V130H255ZM7 130H6V132H7ZM45 130V129H44ZM50 130V129H49ZM53 130V129H52ZM108 130V129H107ZM117 130V131H118ZM124 130V129H123ZM133 130H135V129H133ZM137 130H140V129H137ZM153 130V129H152ZM181 130V134L182 133H186V131L184 130V131H182V129H180L179 128V130L177 131V132H179ZM188 130V129H187ZM221 130H222V128H221ZM236 130V127H234V130L233 131H235ZM248 130V134L247 133H244V134H246V135H248L247 136V138H245L244 140H246V142L244 143V140H243V145H241L242 143L241 142H239L240 143V145H239V147L237 148L236 147V149H235V146L236 145H234L233 143L235 142H231V144L232 145H234V146H232L231 144H229V145H231L232 147H234V148H232V147H230L227 143H221L222 145H223V150L224 151H222V152H224V155H222L223 153L220 151V149H222V147L220 148V149H218V150H216V153H217V151H219V152H221V153H215L214 155L213 154H211V152L210 151H208V152H210V154L211 155H209L208 153L207 154H205L206 152H199L201 155H192V151L190 152L189 151V149H191L192 147H191V145H193V143L190 145V146H188L189 144L188 143H186L185 141H184V139L185 140H189L188 138H193V136H194V139H195V135H192V137H188L187 138V135L191 132H188L187 131V134H186V138H184L183 137V142H182V140H180L181 138H178L180 141H181V143H186V144H188V145H186L185 143V147L183 146L182 148H183V150H181V152L178 154L177 153V155H175V157H174V159L171 161V162H169L168 163V165H169V167H168V165H167V169L166 168H163L165 171H163L162 170V168H161V170H162V173L161 174H159V177H161V176H166V177H168V176H171V177H173V180L175 181L174 183H176V185H175V187H174V190H176L177 192L175 193L180 199L179 200H186V202H187V200L189 199V197H190V199H192V193H194L195 191H197V192H195V195H196V193H197V195L199 194V193H202V192H207V191H210V193L209 194H211L212 192L211 191H213L214 193L216 192V193H218V194H214V196L215 197H217L216 195H218L219 196V193H222V191L224 192L225 190H230V191H236V192H239V193H241L240 195H241V197L242 198H240V195L238 196V194L235 196V198L236 197H238V198H240V199H245V200H250L251 198L253 199V197H255V193H253L252 192V190L254 191V188H250V184L252 183L251 181H250V179H249V177L250 178H252V177H257V176H259V175H263L264 174V133H262L263 134V137H262V139H261V134H259V138L257 139V138H255V137H257V136H255L256 135V132H257V130L255 131V134L253 133L254 131L252 130V131H249ZM103 131V130H102ZM122 131V130H121ZM126 131V130H125ZM195 131V130H194ZM217 131H220V128L218 127V129H217ZM223 131H224V129H223ZM220 132V134L221 135H223V133L226 131H224V132ZM227 131H229V130H227ZM232 131V132H233ZM258 131V132H259ZM9 132H7V133H9ZM12 132H10V133H12ZM19 132H20V129H19ZM18 132V133H19ZM30 132V131H29ZM50 132V131H49ZM54 132V131H53ZM104 132H107V131H104ZM104 132H103V134H104ZM111 132H109V133H111ZM140 132V131H139ZM229 132H231V131H229ZM237 132H239V130H237ZM257 132V133H258ZM2 133V132H1ZM7 133H5V134H7ZM33 132H31V134H32ZM39 133H40V131H39ZM51 133H52V131H51ZM115 133H116V130H115ZM128 134H129V132H127ZM137 133H138V131H137ZM148 133V132H147ZM150 133V132H149ZM193 133V132H192ZM15 134H16V132H15ZM21 134L23 135V133H22V131H21ZM43 134V133H42ZM41 134V135H42ZM48 134V133H47ZM118 134H119V132H118ZM122 134V133H121ZM125 134V133H124ZM131 134V133H130ZM134 134V133H133ZM132 134V135H133ZM179 134H180V132H179ZM191 134V133H190ZM189 134V135H190ZM229 134V133H228ZM243 134V135H244ZM10 135V134H9ZM17 135H19V134H17ZM107 135H108V133H107ZM126 135V134H125ZM131 135V136H132ZM136 135V134H135ZM143 135V134H142ZM150 135V134H149ZM148 135V136H149ZM177 135V134H176ZM217 135V134H216ZM227 135V134H226ZM226 135H225V138H224V136H223V139H222V136H221V139L223 140H221L222 142H225V141H228V140H225V139H228L229 138V136H228V138H226ZM229 135H231V134H229ZM233 136H235L234 134H232ZM231 135V136H232ZM258 135V134H257ZM3 136V135H2ZM16 136V135H15ZM21 135H19V137H20ZM25 136H27L26 134H25ZM44 136H46V135H44ZM54 136V135H53ZM118 136H120V135H118ZM144 136V135H143ZM143 136H137V137H140V139L143 137ZM184 136V135H183ZM255 136V137H254ZM11 137H13L12 135H11ZM128 137V136H127ZM136 137V138H137ZM219 137H220V135L218 136V139H219ZM236 137V136H235ZM4 138H6L7 139V137L5 136ZM23 138V137H22ZM27 138H29V137H27ZM38 138V137H37ZM44 138H47V137H44ZM53 138V137H52ZM129 138V137H128ZM128 138H126V139H128ZM216 138H217V136H216ZM232 138V137H231ZM234 138V137H233ZM3 139V138H2ZM8 139H9V137H8ZM7 139V140H8ZM19 139V138H18ZM30 139L31 138H29V140H27V141H29V143H30ZM51 139V138H50ZM100 139H102V138H100ZM99 139V140H100ZM130 139V141H131V139H132V137L131 138H129ZM140 139H139V141H140ZM145 139V138H144ZM191 139L188 141V142H191ZM1 140V139H0ZM4 140V139H3ZM3 140H1V141H3ZM13 140V139H12ZM23 140V139H22ZM34 139H32V142H34L33 141ZM41 140H42V138H41ZM82 140H84V139H82ZM97 140V139H96ZM134 140H135V137H134ZM142 140V139H141ZM179 140H177V141H179ZM220 140V139H219ZM218 140V141H219ZM225 140V141H224ZM229 140H232V139H229ZM234 140H235V138H234ZM48 141V140H47ZM58 141H59V139H58ZM65 141H67V140H65ZM124 141H125V139H124ZM132 141H133V139H132ZM146 141V140H145ZM193 142L195 141V140H192ZM216 141H217V139H216ZM220 141V142H221ZM237 141V140H236ZM8 142V141H7ZM6 142V143H7ZM37 142H39V141H37ZM46 142V141H45ZM45 142H43L44 143V146H46L45 145ZM48 142H50V141H48ZM52 142V141H51ZM84 142V141H83ZM82 142V143H83ZM136 142V141H135ZM204 142H206V141H203V143ZM209 142V141H208ZM211 142V141H210ZM228 142H230V141H228ZM1 143V142H0ZM11 143V142H10ZM20 143H22L21 141H20ZM19 143V144H20ZM23 143H25V142H23ZM60 143H62V142H60ZM68 143H69V141H68ZM90 143V142H89ZM92 143H94V142H92ZM100 143V142H99ZM123 143V142H122ZM172 143V142H171ZM180 142H178V145H184V144H179ZM258 143H260V145L257 144ZM3 144H4V142H3ZM26 144H28V143H25V145ZM31 144V143H30ZM36 144V143H35ZM34 144V145H35ZM56 144H58V143H56ZM63 144H65V143H63ZM70 145L72 144V143H69ZM69 144H68V149H70V150H72L73 152V154H75L74 152H76V151H78L79 150V148H77L76 146H74V145H72L71 147L69 146ZM84 144V143H83ZM134 144V143H133ZM137 144V143H136ZM143 144H145L144 142H143ZM225 144H227L228 146V151H227V149L225 150V148H226V146H224ZM236 144V143H235ZM6 145V144H5ZM9 145V144H8ZM8 145H7V147H8ZM32 145V144H31ZM41 145H42V142H41ZM60 145V144H59ZM80 145H82L81 143H80ZM87 145H89V146H87ZM86 146H87V148L89 149V147L90 146H92V145H90V144H87ZM98 145V144H97ZM102 145V144H101ZM126 145V144H125ZM128 145H129V143H128ZM142 145V144H141ZM174 145V144H173ZM203 145H205V144H203ZM209 145V144H208ZM215 144H213V146H214ZM217 145V144H216ZM221 145V146H222ZM257 145V146H256ZM33 146V145H32ZM32 146H30V148L32 147ZM36 147V151H38L39 149V146H38V143H37V145H35ZM37 146H38V148H37ZM58 146V145H57ZM94 146H96V144L94 145ZM127 146V145H126ZM180 146V147H181ZM213 146L211 147V148H213ZM260 146V147H259ZM1 147V146H0ZM3 147V146H2ZM6 147V146H5ZM20 147V146H19ZM22 147V146H21ZM26 147H27V145H26ZM25 147V148H26ZM43 147V146H42ZM64 146H62V148H63ZM70 147V148H69ZM83 147H85V146H80V149H82L83 150ZM93 147V146H92ZM92 147H90V148H92ZM98 147H101V146H98ZM135 147H137V146H135ZM135 147L133 148V149H135ZM138 147H139V145H138ZM140 147H142V146H140ZM139 147V148H140ZM179 147V146H178ZM188 147V148H187ZM191 147V148H190ZM201 147V146H200ZM203 147V146H202ZM208 147V146H207ZM23 148V147H22ZM29 148V147H28ZM33 148V147H32ZM61 147H57L56 148V150L58 151V150H60L59 151V153L61 152V150L62 149H60ZM66 148V147H65ZM87 148H85V149H87ZM96 148V147H95ZM123 148V147H122ZM125 149L126 148H128V147H124ZM130 148H131V145H130ZM138 148V149H139ZM210 148V146H209V149H211ZM217 148H219V146H216V149ZM233 149V151L235 152V153H233L232 152V149ZM2 149V148H1ZM10 149V148H9ZM43 149H44V153L42 154V153H40V151L41 150H39V153L40 154H42V155H40L39 154V156H42V157H40V161H39V159H38V161H37V159H34V155L37 153H35V150H34V155H28V158H31V160H36L37 161V165L38 166H40L41 165V163H42V165L41 166H43V167H40V168H42V169H40L39 167H38V169H40V173H41V171L43 170V168H45L44 166H48V165H45V163H44V161H46L48 158H50L49 160H50V162L52 163L53 161H51L52 159H51V157H47V151H46V147L44 148L43 147ZM67 149V150H68ZM87 149V150H88ZM102 149V148H101ZM101 149H99L100 151H101ZM118 149V148H117ZM120 149V148H119ZM137 149V148H136ZM214 149V148H213ZM11 150H12V148H11ZM20 150V149H19ZM31 150V149H30ZM55 150V149H54ZM53 150V151H54ZM66 149H64V151H65ZM66 150V151H67ZM70 150H69V152H70ZM81 150V151H82ZM90 150V149H89ZM88 150V151H89ZM98 150V151H99ZM131 150V149H130ZM193 150V149H192ZM215 150V149H214ZM24 151V150H23ZM28 151H29V149H28ZM46 151V152H45ZM51 152H52V150H50ZM49 151V152H50ZM63 151V150H62ZM65 151V152H66ZM88 151H87V153H88ZM91 151V152H90ZM89 152L90 153H88L89 154V156H90V154L91 155H93V149L92 150H90ZM104 151H106V150H104ZM113 151H115V150H113ZM122 151V150H121ZM120 151V152H121ZM211 151L212 152H214L212 149H211ZM229 151H231V155H230V152ZM2 152V151H1ZM9 152V151H8ZM13 152V151H12ZM25 152H27V150H25ZM50 152V153H51ZM56 152V151H55ZM64 152V153H65ZM97 152V151H96ZM116 152V151H115ZM3 153H6V151H4ZM30 152H28L27 154H29ZM33 153V152H32ZM49 153V154H50ZM62 154H63V152H61ZM67 153H68V151H67ZM71 152H70V154H72ZM84 153V152H83ZM86 153V152H85ZM105 153V152H104ZM124 153V152H123ZM9 154H11V156H12V153H9ZM16 154V153H15ZM20 154V153H19ZM25 154V153H24ZM31 154V153H30ZM52 154V153H51ZM54 154V153H53ZM66 154V153H65ZM64 154V155H65ZM96 154V153H95ZM98 154V153H97ZM117 154V153H116ZM119 154V153H118ZM117 154V155H118ZM122 154V153H121ZM126 154V153H125ZM128 154V153H127ZM195 154H197V152L195 153ZM204 154V155H203ZM232 154H233V156H232ZM2 155V154H1ZM3 155H5V154H3ZM7 155V154H6ZM85 155V154H84ZM101 155V154H100ZM117 155H116V157H117ZM230 155V156H229ZM7 156H9V155H7ZM14 156V155H13ZM24 156V155H23ZM23 156L21 155V157L22 158H20V157H18V156H16V157H18L19 159L18 160H16L17 158L16 157H14V159L12 158V160L14 161L13 163L14 164H16V165H14V166H17L18 168V172L17 173H15V174H17V175H19L20 176V172H22L23 171V169L25 170V168L24 167H26V166H28L29 165V163L27 162V160L25 159V158H27V157H24V159H23ZM58 156V155H57ZM56 156V157H57ZM60 156V155H59ZM58 156V157H59ZM70 156V155H69ZM79 155L78 154H76V156H74L73 155V159L75 160V157H78ZM86 156V155H85ZM102 156H105L106 157V155L104 154V155H102ZM119 156H121V155H119ZM126 155H124V157H125ZM232 156V157H231ZM3 157H5V156H3ZM57 157V158H58ZM71 157V156H70ZM93 157H94V155H93ZM97 157H98V155H97ZM8 158H10V160H11V157H8ZM27 158V159H28ZM39 158V157H38ZM42 158V159H41ZM69 158V157H68ZM67 158V159H68ZM79 158V157H78ZM84 158V157H83ZM107 158V157H106ZM118 158V157H117ZM130 157H127V159H129ZM60 159V158H59ZM61 159H63V157H61ZM65 159V158H64ZM64 159H63V162H64ZM70 159V158H69ZM80 159V158H79ZM87 159V158H86ZM97 159H99V158H96V160ZM113 159V158H112ZM122 159H123V157H122ZM1 160V159H0ZM9 160V161H10ZM42 160V161H41ZM55 160H56V158H55ZM58 160V159H57ZM56 160V161H57ZM70 160H72V159H70ZM74 160H72L73 162H75ZM88 160H90V159H88ZM87 160V161H88ZM106 160V159H105ZM115 160H116V158H115ZM126 160V159H125ZM171 160V159H170ZM170 160H168L167 159V161H170ZM36 161H35V163H36ZM61 161V160H60ZM67 161V160H66ZM76 161H78L77 160V158H76ZM83 161V160H82ZM90 161H92V160H90ZM122 161V160H121ZM166 161V162H167ZM32 162V161H31ZM30 162V163H31ZM73 162H71L72 164V166L74 165L73 164ZM11 163H12V161H11ZM10 163V164H11ZM12 163V164H13ZM28 163V165H26ZM44 163V164H43ZM46 163H48L49 164V161L47 160V162ZM75 163H77V162H75ZM86 163V162H85ZM88 163V162H87ZM86 163V164H87ZM89 163H91V162H89ZM2 164V163H1ZM5 164V163H4ZM3 164V165H4ZM58 163H56V165H57ZM64 164V163H63ZM66 165L67 164H69V163H65ZM86 164H84V166L86 167ZM111 164H112V162H111ZM167 164V163H166ZM24 165V166H23ZM31 165L33 166V163H31ZM53 165H54V162H53ZM59 165V164H58ZM77 165H78V163H77ZM80 165V164H79ZM89 165H91V164H89ZM114 166H115V164H113ZM22 168H21V167ZM34 166H36V164H34ZM70 166V165H69ZM68 166V167H69ZM74 166H76V165H74ZM84 166H82V167H84ZM92 166H93V164H92ZM91 166V167H92ZM164 166V165H163ZM13 167V166H12ZM49 167H52V165H49L48 166V168ZM62 167V166H61ZM79 167V166H78ZM165 167V166H164ZM36 168V167H35ZM34 168V169H35ZM47 168V167H46ZM47 168V169H48ZM56 168H57V166H56ZM77 168V167H76ZM118 168V167H117ZM117 168H115V170L117 169ZM2 169H4L3 167H2ZM1 169V170H2ZM12 169V168H11ZM21 169H22V171H21ZM52 169H53V167H52ZM78 170H79V168H77ZM92 169V168H91ZM0 170V171H1ZM26 170H27V167H26ZM57 170H59V169H57ZM84 170H85V168H84ZM86 170H88V169H86ZM118 170V169H117ZM120 170V169H119ZM123 170V169H122ZM3 171V170H2ZM2 171H1V173H2ZM7 171V170H6ZM6 171H5V173H6ZM12 171V170H11ZM28 171V170H27ZM26 171V172H27ZM35 171V170H34ZM49 171H50V168H49ZM83 171V170H82ZM82 171H81V169H80V171L78 172V173H82ZM90 171V173H88L87 174V176L89 175V174H91L92 173V171L91 170H89ZM29 172V171H28ZM44 172H45V170H44ZM86 172V171H85ZM161 171L159 170L157 173H160ZM1 173H0V175H1ZM4 173V172H3ZM14 173V172H13ZM19 173V174H18ZM30 173V172H29ZM39 173V174H40ZM49 173V172H48ZM51 173V172H50ZM157 173H155V175H153V172H152V175L154 176V178H157L156 176L158 175ZM14 174V178H15V175ZM25 174V173H24ZM31 174H33L32 173V171H31ZM45 174H46V172H45ZM122 174V173H121ZM148 174H151V173H148ZM147 174V175H148ZM7 175H8V173H7ZM21 175H23V174H21ZM115 175V174H114ZM137 175H139V174H137ZM141 175V174H140ZM152 175H149L150 176V179H149V177H148V180H151V181H149V182H151V184H153L154 185V183H155V185H156V182H158V181H154V183L152 182L153 180H154V178L152 177ZM161 175V176H160ZM3 176V175H2ZM11 176V175H10ZM18 176V177H19ZM31 176V175H30ZM40 176L42 177V175L40 174ZM91 176V175H90ZM117 176H119V178H120V175H117ZM143 176V175H142ZM5 177V176H4ZM26 177H27V175H26ZM33 177V176H32ZM85 176H83V177H81V178H84ZM89 177V176H88ZM115 177V176H114ZM136 177V176H135ZM144 177V176H143ZM158 177V178H159ZM213 177H215L214 178V180H210L211 181V183H209L210 181H208V179H210V178H213ZM261 177V176H260ZM122 178V177H121ZM145 178H146V176H145ZM144 178V179H145ZM153 178V179H152ZM162 178V177H161ZM11 179V178H10ZM13 179V178H12ZM19 179V178H18ZM29 179V178H28ZM136 179H138V178H136ZM135 179V180H136ZM171 179V178H170ZM249 179V180H248ZM15 180V179H14ZM22 180V179H21ZM87 180V179H86ZM134 180V179H133ZM148 180H147V178H146V182H148ZM161 180V179H160ZM173 180H171V182L173 181ZM8 181V180H7ZM26 181V180H25ZM25 181L23 180V182L25 183ZM29 181V180H28ZM88 181V180H87ZM140 181H142V179H140ZM139 181V182H140ZM6 182V181H5ZM10 182V181H9ZM15 181H13V183H14ZM18 182H20L19 180H18ZM42 182V181H41ZM40 182V183H41ZM46 182H47V184H45V185H50V184H48V182L49 181H47L46 180ZM135 182V181H134ZM139 183L138 184V181L137 182H135V183H133V181H131V183L134 185V184H136L137 183V185H135L134 186V188L131 190V192H129L130 193V197H128L127 198V201L126 202H124V201H122V203H120L118 200H120V199H115V201H109L112 197H110L111 195V193L109 194V197H107L108 195H104L106 198H98L99 196H97L96 198L98 199H94L93 198V201L91 200H89V202H91L92 204H97V205H95V206H98V204L100 203L101 204V206L99 205V207H96V210L98 209V208H102V209H106L105 210V212H107V208H109L108 207V205H111V209H110V212H111V210L113 211V212H117V213H121L122 211H123V214H121V216L122 215H124L125 213H131L132 215H133V212H128V211H124L125 209H122V208H125V206L127 207L126 209H128L129 211H138V210H142V213H143V211H145L144 209H145V207L147 206H153L154 208H155V210H157L156 208H158V207H155V206H159V205H161V203H159V201H157V200H155V202H156V204H157V202L159 203V204H157V205H155V202H153L154 201V199H155V197L154 198H152V200L150 201V199H149V197L150 196H152L150 193H151V191H150V195H148V190L146 189L147 187L145 186V185H147V183ZM249 182H251V183H249ZM16 183V182H15ZM21 183V182H20ZM38 183V182H37ZM36 183V184H37ZM64 183V182H63ZM161 183V182H160ZM35 184V186H37ZM7 185V184H6ZM28 185V184H27ZM41 185V184H40ZM133 185H132V187H133ZM154 185V186H155ZM161 186V184H158L157 183V185L156 186ZM174 185H172V186H174ZM212 185H213V187H212ZM215 185V186H214ZM9 186V185H8ZM20 186V185H19ZM23 186V185H22ZM21 186V188H23ZM131 186V185H130ZM153 186V187H154ZM167 186V185H166ZM226 186H228V187H226ZM38 187H39V183H38ZM43 187V186H42ZM51 187V186H50ZM146 187V188H145ZM162 187V186H161ZM171 187V186H170ZM251 187H252V185H251ZM8 188V187H7ZM20 188V189H21ZM176 188V189H175ZM19 189V190H20ZM154 189V188H153ZM152 188H151V190L154 192V190H153ZM156 189V188H155ZM43 190V189H42ZM108 191L109 190H111V189H107ZM106 190V191H107ZM150 190V189H149ZM160 190V188L158 189V190H156L155 192H157V191H159ZM115 191V190H114ZM148 191V192H147ZM192 191H194V192H192ZM200 191V192H199ZM229 191V192H230ZM233 191H232V194H233ZM104 192H105V190H104ZM104 192H103V194H104ZM113 192V191H112ZM117 192V191H116ZM199 192V193H198ZM226 192V191H225ZM125 194H127V192H124ZM207 193V195H209ZM228 193V192H227ZM100 195H101V193H99ZM99 194H96V195H99ZM105 194H107V192H105ZM156 194V193H155ZM212 194V195H213ZM223 194H225V193H223ZM236 194V193H235ZM255 194V195H254ZM113 195H114V192H113ZM200 195V194H199ZM226 195V194H225ZM227 195H229V193L227 194ZM234 195V194H233ZM232 195V196H233ZM254 195V196H253ZM103 196V195H102ZM115 197H117V195H114ZM154 196V195H153ZM201 196H202V194H201ZM203 196L204 197H206V194L204 195V193H203ZM214 196H213V198H214ZM78 197V196H77ZM86 197V196H85ZM84 197V198H85ZM95 197V196H94ZM231 197V196H230ZM234 197V196H233ZM232 197V198H233ZM83 198V197H82ZM88 198H89V194H88ZM114 198V197H113ZM175 198V197H174ZM257 197H255V199H256ZM77 199L78 198H76V203H77ZM124 199V198H123ZM169 199H170V197H169ZM176 199H178L177 197H176ZM176 199H174V200H176ZM200 199H202V197L200 198ZM255 199H253V200H255ZM74 200H75V198H74ZM88 200V199H87ZM159 200V199H158ZM164 200V199H163ZM163 200H161L160 199V201L161 202H167L166 200L165 201H163ZM230 200V199H229ZM232 200V199H231ZM233 200H235V199H233ZM244 200V201H245ZM252 200V201H253ZM86 201V200H85ZM121 201V200H120ZM246 201V205H248V202ZM74 202V201H73ZM170 202V201H169ZM176 202H177V200H176ZM189 202V204H190V202H191V200L190 201H188ZM254 202V201H253ZM252 202V204H254V203H256V202H254L253 203ZM68 203H70V200H69V202ZM154 203V204H153ZM168 203V202H167ZM174 203V202H173ZM172 203V204H173ZM178 203V202H177ZM182 203V202H181ZM60 204V203H59ZM62 204V203H61ZM60 204V205H61ZM84 204H86V202H84ZM91 204V205H92ZM164 204V203H163ZM166 204V203H165ZM170 204V203H169ZM175 204V203H174ZM178 204H180V202L178 203ZM188 204V203H187ZM73 205V203L71 204L70 203V206H72ZM80 205V204H79ZM87 205V204H86ZM94 205H92L93 206V208L95 207ZM112 205H114V206H112ZM123 205V207H121ZM167 205V204H166ZM166 205H165V209H166ZM246 205H245V207H246ZM256 205V204H255ZM255 205L253 206L252 205V207H255ZM58 206V205H57ZM66 206H68V205H66ZM76 206V205H75ZM164 206V205H163ZM162 205L160 206V208L161 207H163ZM168 206V205H167ZM174 206H176V205H172L171 207H174ZM178 206V205H177ZM180 206H181V204H180ZM179 206V207H180ZM250 204H249V206H248V208H246V209H248L249 211H250ZM257 206H259L260 207V204L258 205V203H257V205H256V208H253V209H260L261 210V207L260 208H257ZM59 207H61V206H59ZM76 207H78V205L76 206ZM121 207V208H120ZM147 207H146V210H147ZM79 208H81L80 206H79ZM144 208V209H143ZM150 208H152V207H150ZM154 208H152V209H154ZM159 208V209H160ZM164 208V207H163ZM168 208V207H167ZM46 209H47V207L45 208V211H46ZM49 209H50V207H49ZM52 209V208H51ZM58 209V208H57ZM61 209V208H60ZM63 209H65V205H64V208ZM67 209H68V207H67ZM70 209H72V208H70ZM77 209V208H76ZM151 209V210H152ZM173 209V208H172ZM175 209H177V208H175ZM252 209V210H253ZM43 210V209H42ZM52 210H54V208L52 209ZM75 210V209H74ZM72 211V212H75V211ZM161 210H163V209H160L157 213L158 214H160L159 216H161V217H163L162 215H163V213L161 214V212H163V211H161ZM167 210V209H166ZM165 210V211H166ZM178 210V209H177ZM176 210V211H177ZM68 211H70V210H68ZM79 211V210H78ZM91 211V210H90ZM94 211V210H93ZM98 211V210H97ZM100 211H102V210H100ZM44 212V211H43ZM52 212V211H51ZM63 212H65V211H63ZM67 212V211H66ZM152 212H153V210H152ZM172 212V211H171ZM55 213H57V212H55ZM97 213V212H96ZM99 211H98V213H97V216L99 215ZM102 213H103V211H102ZM102 213H100V215L101 216H105V215H109V211L107 212L108 214H105V213H103L104 215H102ZM141 213V214H142ZM151 213V212H150ZM48 214V213H47ZM50 214V213H49ZM53 214V213H52ZM64 214V213H63ZM83 214V213H82ZM92 214V213H91ZM95 214V213H94ZM157 214V215H158ZM248 214V213H247ZM46 215V214H45ZM54 215V214H53ZM57 215H58V213H57ZM69 215H70V213H69ZM81 215V214H80ZM84 215H85V213H84ZM112 215V214H111ZM116 215V214H115ZM114 215V216H115ZM118 215V214H117ZM116 215V217H118V219H120L119 217H120V215H118L117 216ZM135 215H137V214H135ZM144 215V214H143ZM149 215V214H148ZM147 215V216H148ZM151 215V214H150ZM149 215V216H150ZM47 216V215H46ZM49 216V215H48ZM78 216V215H77ZM110 216V215H109ZM113 216V215H112ZM167 216V215H166ZM165 216V217H166ZM45 217V216H44ZM52 217V216H51ZM58 217H59V215H58ZM69 217V216H68ZM68 217L66 218L67 220H68ZM86 217V216H85ZM91 217V216H90ZM96 217V215H94L92 218H95ZM107 217V216H106ZM126 217V216H125ZM132 217V216H131ZM136 217V216H135ZM140 217V216H139ZM141 217H142V215H141ZM144 217V216H143ZM161 217H159L160 219H161ZM46 218V217H45ZM50 218V217H49ZM61 218V217H60ZM72 218V217H71ZM74 219H75V217H73ZM86 218H88V217H86ZM108 218H110V217H108ZM108 218H107V220H108ZM127 218V217H126ZM133 218V217H132ZM131 218V219H132ZM148 218V217H147ZM164 218V217H163ZM162 218V219H163ZM54 219H55V215H54ZM69 219H70V217H69ZM84 219V218H83ZM82 219V220H83ZM104 219V218H103ZM117 219V218H116ZM129 218H127V220H128ZM134 219H136V218H134ZM133 219V220H134ZM159 219V220H160ZM39 220H41V219H39ZM38 220V221H39ZM51 220V219H50ZM60 220V219H59ZM77 220V219H76ZM97 220V219H96ZM115 220V219H114ZM126 220V221H127ZM130 220V219H129ZM148 220H149V218H148ZM153 220V219H152ZM155 220H156V218H155ZM42 221V220H41ZM44 221H45V219H44ZM48 221H49V219H48ZM56 221H57V219H56ZM56 221H53V222H56ZM61 221V220H60ZM73 221V220H72ZM89 221V220H88ZM98 221H99V219H98ZM122 221H123V219H122ZM122 221H120V222H122ZM139 221V220H138ZM137 221V222H138ZM141 221V220H140ZM47 222V221H46ZM59 222V221H58ZM68 222V221H67ZM66 222V223H67ZM70 222V221H69ZM75 222H77V221H75ZM79 222V221H78ZM94 222V221H93ZM93 222H92V224H93ZM101 222V221H100ZM109 222V221H108ZM130 222V221H129ZM151 222V221H150ZM155 222V221H154ZM164 222V221H163ZM50 223V222H49ZM60 223H62V222H60ZM95 223V222H94ZM122 223H124V222H122ZM138 223H141V222H138ZM146 223V222H145ZM38 224V223H37ZM89 224V223H88ZM97 224V223H96ZM30 225V224H29ZM36 225V224H35ZM60 225H62V224H60ZM76 225V224H75ZM82 225V224H81ZM106 225V224H105ZM132 226H133V221H132V224H131ZM139 225V224H138ZM142 224H140V226H141ZM150 225H152V224H150ZM149 225V226H150ZM38 226V225H37ZM37 226H35V227H37ZM49 226H50V224H49ZM58 226V225H57ZM80 226V225H79ZM83 226V225H82ZM87 226V225H86ZM92 226V225H91ZM98 226V225H97ZM110 226V225H109ZM116 226H117V224H116ZM119 226V225H118ZM124 226V225H123ZM131 226V227H132ZM135 226H136V224H135ZM148 226V227H149ZM156 226H158V225H156ZM40 227V226H39ZM46 227V226H45ZM44 227V228H45ZM104 227V226H103ZM108 227V226H107ZM120 227V226H119ZM130 227V226H129ZM152 227H154V226H152ZM32 228H33V226H32ZM85 228V227H84ZM94 228V227H93ZM116 228V227H115ZM27 229H29V228H27ZM26 228H25V230H27ZM30 229H31V225H30ZM34 229V228H33ZM33 229L32 230H30V231H33ZM39 229V228H38ZM43 229V228H42ZM55 229V228H54ZM58 229V228H57ZM61 229V228H60ZM64 229V228H63ZM63 229H61L62 231H63ZM71 229V228H70ZM89 229V228H88ZM87 229V230H88ZM92 229V228H91ZM100 229V228H99ZM103 229V228H102ZM121 229H122V227H121ZM125 229H127V227L125 228ZM138 229V228H137ZM143 230H144V227L142 228ZM36 231H37V229H35ZM34 230V232H36ZM47 230V229H46ZM49 230V229H48ZM74 231H75V229H73ZM77 230H78V228L76 229V232H77ZM113 230V229H112ZM124 230V229H123ZM143 230H141V231H143ZM39 231V230H38ZM50 231V234H51V231L53 232V230H49ZM61 231V232H62ZM73 231V232H74ZM82 231H84V230H82ZM94 231V230H93ZM97 231V230H96ZM99 231V230H98ZM100 231H102L101 229H100ZM99 231V232H100ZM115 231V230H114ZM125 231V230H124ZM145 231V230H144ZM3 232V231H2ZM17 232V231H16ZM27 232H28V230H27ZM64 232V231H63ZM69 232V231H68ZM75 232V233H76ZM78 232H80L79 230H78ZM95 232V231H94ZM103 232H104V230H103ZM102 232V233H103ZM109 232V231H108ZM113 232V231H112ZM111 232V233H112ZM123 232V231H122ZM122 232L120 233V234H122ZM128 232V231H127ZM147 232V231H146ZM151 232V231H150ZM4 233H6V232H4ZM3 233V234H4ZM11 233V232H10ZM39 233H40V231H39ZM44 233V232H43ZM74 233V234H75ZM97 233V232H96ZM105 233H106V230H105ZM116 233V232H115ZM137 233V232H136ZM151 233H153V232H151ZM6 234H8V233H6ZM5 234V235H6ZM18 234V233H17ZM20 234H21V232H20ZM23 234V233H22ZM37 234V233H36ZM35 234V235H36ZM49 233H46V235H48ZM52 234H54V233H52ZM51 234V235H52ZM73 234V233H72ZM80 234V233H79ZM100 234V233H99ZM126 234H128V233H126ZM138 234H140V233H138ZM11 235V234H10ZM34 235V234H33ZM55 235V234H54ZM53 235V236H54ZM71 235V234H70ZM83 235H84V233H83ZM89 235V234H88ZM91 235V234H90ZM116 235V234H115ZM131 235V234H130ZM141 235H142V233H141ZM12 236V235H11ZM20 236H22V235H20ZM71 236H73V235H71ZM80 236V235H79ZM101 236H104L103 234H101ZM109 236V235H108ZM151 236V235H150ZM12 237H14V236H12ZM19 237V236H18ZM55 237V236H54ZM91 237V236H90ZM94 237H96V235H94ZM97 237H98V234H97ZM107 237V236H106ZM105 237V238H106ZM128 237V236H127ZM131 237V236H130ZM134 238H135V234H134V236H133ZM137 237H138V235H137ZM249 237V236H248ZM248 237H246V238H248ZM22 238V237H21ZM83 238V237H82ZM84 238H86V237H84ZM117 238H119V237H117ZM125 238V237H124ZM142 238H144V237H142ZM145 238H147V237H145ZM70 239V238H69ZM79 239V238H78ZM99 239V241H100V238H98ZM122 239V238H121ZM126 239V238H125ZM133 239V238H132ZM139 239V238H138ZM153 239V238H152ZM1 240V239H0ZM96 240V239H95ZM107 240H108V238H107ZM107 240H105L104 239V241H107ZM124 240V239H123ZM128 240V239H127ZM141 240V239H140ZM143 240V239H142ZM145 240H147V239H144V241ZM154 240V239H153ZM190 240V239H189ZM192 240V239H191ZM249 240V239H248ZM70 241V240H69ZM73 241V240H72ZM109 241V240H108ZM133 242H134V240H132ZM132 241H131V243H132ZM136 241H137V239H136ZM149 241V240H148ZM147 241V242H148ZM245 241H247V240H245ZM74 242V241H73ZM77 242H79V241H77ZM102 242H103V239H102ZM112 242V241H111ZM111 242H109V245H110V243ZM123 242H127V241H123ZM141 242V241H140ZM143 242V241H142ZM155 242V241H154ZM153 242V243H154ZM157 242V241H156ZM159 242V241H158ZM193 242V241H192ZM69 243V242H68ZM71 243V242H70ZM97 243V242H96ZM121 243V242H120ZM139 243V242H138ZM145 243V242H144ZM248 243V242H247ZM249 243H250V247L251 246H254V245H252V243L249 241ZM254 243V242H253ZM74 244V243H73ZM111 244H113L114 245V243H111ZM116 244V243H115ZM136 244V243H135ZM159 244H161L160 242H159ZM159 244H157L156 246H158ZM188 244H189V241H188ZM245 244H246V242H245ZM71 245V244H70ZM89 245V244H88ZM90 245H91V243H90ZM120 245V244H119ZM132 245V244H131ZM141 245V244H140ZM139 245V246H140ZM142 245H143V243H142ZM162 245V244H161ZM69 246V245H68ZM67 246V247H68ZM92 246V245H91ZM97 246H98V244H97ZM107 246V245H106ZM105 246V247H106ZM122 246V245H121ZM128 246V245H127ZM137 246H138V244H137ZM138 246V247H139ZM152 246V245H151ZM70 247V246H69ZM72 247V246H71ZM110 247V246H109ZM134 247H136V246H134ZM188 247V246H187ZM186 247V248H187ZM86 248V247H85ZM160 248V247H159ZM158 248V249H159ZM69 249V248H68ZM76 249H78V248H76ZM83 248H81V250H82ZM106 249V248H105ZM107 249H108V246H107ZM157 249V248H156ZM155 249V250H156ZM87 250V249H86ZM89 250V249H88ZM95 250V249H94ZM64 251V250H63ZM77 251V250H76ZM78 251H79V249H78ZM85 251V250H84ZM83 251V252H84ZM143 251V250H142ZM144 251H145V249H144ZM68 251H66V254H68L67 253ZM136 252V251H135ZM147 252V251H146ZM151 252H152V249H151ZM252 252H254V251H252ZM65 253V252H64ZM64 253H63V255H64ZM81 253V252H80ZM79 253V254H80ZM90 253H94V251L93 252H90ZM109 253V252H108ZM139 253H141V252H139ZM143 253V252H142ZM78 254V255H79ZM121 254V253H120ZM144 254V253H143ZM152 253H150V255H151ZM58 256H59V254H57ZM77 255V254H76ZM94 255V254H93ZM148 255H149V253H148ZM44 256H47V255H44ZM55 256V255H54ZM83 256H84V254H83ZM87 256V255H86ZM137 256V255H136ZM145 256V255H144ZM51 258L53 257V256H50ZM88 257V256H87ZM55 258H57V257H55ZM54 258V259H55ZM64 258H66V257H64ZM63 257H62V259H64ZM78 258V257H77ZM53 259V260H54ZM138 261H139V259L138 258H136ZM56 260V259H55ZM59 260H60V256H59ZM68 260V259H67ZM58 261V260H57ZM63 261H65V260H63ZM134 261V260H133ZM60 262H62V261H59V263ZM65 263V262H64ZM62 264H63V262H62ZM85 264V263H84ZM133 264V263H132Z\"/></svg>",
	"mask_w": 264,
	"mask_h": 264
}]
</instances>
